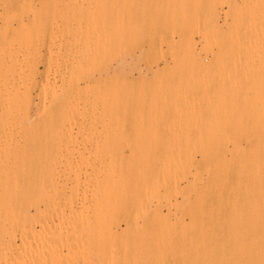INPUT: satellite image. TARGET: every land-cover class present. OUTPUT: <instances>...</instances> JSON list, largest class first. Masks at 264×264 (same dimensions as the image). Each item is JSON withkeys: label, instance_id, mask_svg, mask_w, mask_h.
Wrapping results in <instances>:
<instances>
[{"label": "bare ground", "instance_id": "6f19581e", "mask_svg": "<svg viewBox=\"0 0 264 264\" xmlns=\"http://www.w3.org/2000/svg\"><path fill=\"white\" fill-rule=\"evenodd\" d=\"M25 2L26 3H31V1L30 2L25 1ZM25 2L23 0V6H22L23 10L24 11L25 10L26 11H31L32 8L30 9V7L32 6V4H31V6L30 5L24 6V4L26 5ZM1 3H2V0H1ZM242 3H243L242 4L243 6H241L242 9L240 8L241 10L239 12L240 17H236V16H238V14L237 15L235 14L236 16H233L234 17L233 20H232V17H231V21H229L230 24H231V26H227L229 31H230L229 34H228V31H225V36L224 35L220 36L218 34L219 35L218 38L212 39L213 37H215L217 35L218 32H221V31H217V32H215L216 30L213 31V32L210 31L211 34L212 33H214V34L216 33L215 35L212 34V35H214L212 37V35L210 34V32L208 30H214L217 26L215 25L214 29L211 26L208 27V28L211 27L210 29H207V27L202 26V28L204 27V28L207 29V33L209 32V34L211 35V39H212V40L210 39L209 35H207V33L204 32V30H201L202 34L199 32L198 33L199 36L201 34V36H203L205 39L207 38V37H205V35H207L209 37L207 39V44H204L205 46H202L203 44H201L202 47H207L208 48L210 45L209 46H207V45L210 42V44H213L214 45L213 47H217L218 50L219 49H221V50L223 49V52H224V50L227 47L232 48V49L236 48V50L238 48H240L238 50L240 53H241V50L243 51L244 49H246V50H254V51L255 50H260V53H261V51L264 50V0H242ZM6 4H4V5H6ZM8 8H9V6H8ZM180 8L183 9L184 7H180ZM177 9H179V8H177ZM182 9L181 10L179 9L178 11L182 12V11H184L185 8L183 10ZM5 10H7V9H5ZM23 10H22V12H20L18 14V16H20V14H21V19L23 17L22 16L23 15ZM34 10H33V14L35 12ZM36 11H37V13L38 12L40 13V14L38 13V15H37L38 17H40L41 11H39L37 9H36ZM178 11L174 12L175 13L174 17H173L174 20H173V18H171V22L173 20L172 23H174V22L176 23V21L180 20L179 17L181 15L178 17V15H179V14H177ZM2 13L0 15H3ZM24 13H25V15L27 14L26 12H24ZM31 13H32V11H31ZM43 13L44 12H42V14ZM185 13H186V11H185ZM185 13L182 14V18L180 17L182 23H184V18H185L184 15H185ZM8 14L9 13H7V16H6V14L3 15V16H6V20H7L6 23H8V20L9 21H11L12 19L14 20L17 17L16 13L13 12V13H11L12 15H11L10 19L11 18L12 19L10 20V19H7L8 16H9ZM197 14H196V17H197ZM176 15H177V17H175ZM14 16H15V18H14ZM37 16L35 17V21H40L41 20L40 18H39L40 20H37L38 19ZM44 16H46V15H44ZM185 16L189 18V20H190L189 22L187 21V18H185L186 19L185 21H187L190 25L193 24V23L196 24V22H198L199 18L202 20V23H200L201 20H199V27L201 26V24L203 25V21H204L203 18H205V17L202 18V17L198 16L199 18H197V21L194 22V20L196 19L195 16H194V18L192 17L194 20H192L191 16H189V15H185ZM175 18H177V19L175 20ZM210 18H213V17H209V19L206 18L205 20L208 19L209 21L207 20L208 22L207 23L204 22V23L208 24L209 22H211ZM13 20H12V23H13ZM54 20L57 21L56 19H54ZM163 21H161V22L164 23V24H162V26H164V28L162 26L161 27L163 29H165L166 31H168L167 30V27H168V29L170 30L169 32H171L173 30L171 28H173V25H175V24H172V27L170 28V26H171L170 22H168V24H167V20H163ZM192 21H193V23H192ZM21 22H22L21 23V27L22 26L24 27L25 22H23V20H21ZM181 22H177L178 24L176 23L177 25H175V26L180 27V25H182ZM18 23H19V21H18ZM79 23L77 24V27L79 25L83 26L81 24V21ZM151 23H150V29H151L152 25L154 27L155 23H156L155 25L157 26L158 22H155V23L151 22ZM165 23L167 24V27H166ZM26 24L27 25H25V26H27L29 28V30H28L27 27L24 30H26V33L29 32L28 33L29 35L24 33L25 32L24 30L19 31L21 33L23 32L24 35L23 34H20V35H22L24 37V40H23L22 37L21 38L18 37L19 39H22V40L18 39L16 41V37L14 36V41L15 42L12 41L13 44L17 42V44H18L17 47H20V48L23 46L22 44H23V41L25 42V40L27 42H25L24 45L28 46L29 48H30V45H33L35 43L36 44L39 43V42H35V40L39 39L38 38L39 33H37L38 36H37V34H35V32H37L36 31L37 29H35V28H37L36 26H38L39 29H41V27L43 28V30L45 29L43 26L40 27V25H38V24H41L40 22H38L37 25H35L36 23L34 24L35 28L32 29L34 31L30 30V27H31L30 23H26ZM28 24H29V26H28ZM58 24H61V22L57 21L55 27L58 26ZM68 24H69V21L65 25L66 28L69 27ZM189 24L188 25H186V24L184 25L183 24V25L186 26V28H188ZM3 25H4V23H3ZM84 25L87 26V24H84ZM183 25H182V27H183ZM197 25H198V23H197ZM227 25H229V24H227ZM34 26L32 25V27H34ZM51 26L54 27V25H51ZM156 26L154 27L155 31L154 30H152V31L156 32V34H157L158 30H157ZM193 26H195V25H193ZM193 26H192V28H193ZM4 27H3V29H4ZM7 27H8V25H7ZM11 27L13 28L14 26L12 25ZM117 27H118V24H117ZM59 28L60 27L58 26L57 29H59ZM71 28H72V24H71ZM71 28L69 27L68 30H70L69 33L72 32V34L78 30L77 29L76 31H74ZM79 28H81V27H79ZM86 28H88V27H86ZM86 28H84V29L81 28V31L84 30L83 34H85L86 36H89V34L88 35L86 34V32H87ZM7 29L6 30L4 29L6 31V32L4 31L5 32V36H4L5 38L7 36V34H6L7 33ZM13 29H15V32H18V28L17 29L13 28ZM19 30H21V28ZM68 30L64 29V31H68ZM85 30H86V32H85ZM117 30H119V29H117ZM121 30H123V29H121ZM174 30H173V32L176 33V30L175 31ZM56 31L57 30H55L54 32H56ZM81 31H80L79 38L82 35ZM19 32H18V34H19ZM30 32L31 33L34 32L32 34H35V35L34 36L30 35L31 34ZM51 32H52V29L50 30V34H51ZM78 32H79V30L77 31V34H79ZM116 32H118V31H116ZM203 32L205 33V35H203L204 34ZM174 33H171V34L173 35ZM187 33L189 34L190 31L189 32L187 31ZM2 34H3V32H2ZM57 34L59 35L58 32H57ZM57 34H55V36H56L55 39H58V35ZM180 34L183 35L182 33H179L177 36H179ZM195 34H196L195 32H194V34L190 33L191 36H194ZM226 34H228V35H226ZM25 35L28 36L27 39L30 36H31L30 37L31 39L34 38V42L31 43L30 41H33V40L25 39ZM42 35H45V34L43 33ZM85 35H83V37ZM146 35L148 36V34H146ZM149 35L151 36L149 38H152V39L156 37V36L153 37L154 34L151 35V32L149 33ZM190 35L189 36L183 35L181 37L179 36L180 38L178 39V41H179L180 47L177 46V49H178L177 53L179 52V54H178V56L175 54V56H177V57H175V56L174 57L175 58L179 57L178 59H180L179 55H180L181 47H182V51H184L185 53L182 52L184 55L181 53V55H183V56H181V58L182 57L189 58V60L191 61L190 62L191 66L190 65L188 66L186 64L187 63L186 59H185L186 62H184V63H183V61H185L184 59H182L183 61L179 60V62L181 61V63H182V65H181V63H179L177 61V59L175 60V58L171 57V58L174 59V62L177 61L176 64L179 63L181 65V67L185 66L188 69L189 68L192 69V67L195 66L194 64H197V65L198 64H200V65L203 64L202 66H204V64L206 63L203 60V58H201L200 54L196 50L197 46H195L196 45V43H195L196 41H194V39H193L194 37H190ZM50 36L52 37V34ZM65 36H66V34H65ZM75 36L76 35L73 34V39L75 38ZM86 36L84 38H86ZM119 36L120 35H117V37L115 36L112 40H110V43H109L110 47H111V44L115 43L117 47L114 45L113 46L114 49H119L120 47L122 48L120 42L125 41L126 37L124 38V35H122L123 37H121V36L119 37ZM135 36H134V34L132 36V38L135 37L134 40L137 39V36L140 37V35H136V34H135ZM118 37L120 39H118ZM130 37H131V35L129 36V38ZM166 37H167V34H166ZM42 38L44 39L45 37H42ZM61 38H62V42H63L64 38L63 37H61ZM66 38H67V36H66ZM79 38L76 36L75 40L76 39L79 40ZM84 38H83V40H84ZM163 38H164L163 41H161V39H159V44L161 42L165 41L166 38L164 37V35H163ZM202 38H201V40H204ZM86 39H87V41H90V39L93 40L91 37H90V39L89 38H86ZM86 39L84 40V42L80 40L82 43L79 41L82 44L81 47H83L85 45V42H86V45H87ZM117 39L120 41L119 42L120 44L118 43ZM121 39H123V40L121 41ZM144 39H145V37H144ZM170 39L174 40V38H171V37H170ZM170 39H169V41H170ZM9 40L11 41L12 39L9 38ZM9 40H7V41L9 42ZM51 40L54 42L53 38ZM78 40H76L77 43H78ZM134 40H132V41H134ZM166 40L168 42V39H166ZM209 40L213 41V43L211 41H209ZM67 41H65L64 44H66L68 46ZM115 41H117V42H115ZM126 41H127V39H126ZM142 41L145 42V40H142ZM178 41H177V43L173 42L172 44H178ZM204 41H206V40H204ZM0 42H1V40H0ZM62 42H60V43H62ZM90 42H88V43L90 45H92V41H90ZM94 42H96V41H94ZM97 42L99 44V41H97ZM136 42H137V40H136ZM136 42L134 41V43H136ZM151 42H152V44H151ZM151 42L150 43L148 42L149 43L148 46H150V49H152V50L149 51L148 50L149 48H148L145 53H148V52H150L151 54L154 53L153 49H155L154 47H156L157 45L153 46L154 45L153 43H155V41L153 42V40H151ZM167 42H164V43L166 44ZM170 42H172V41H170ZM9 43H10V45H12L11 42H9ZM28 43L29 44L31 43V44L28 45ZM60 43H59V45H60ZM71 43H72V41H70V45H71ZM83 43H84V45H83ZM103 43L108 44L107 42H104V41H103ZM36 44H35L34 48L35 47L39 48L38 46H36ZM55 44L56 43H54V44L51 43V45L50 44H48V45H50V47L53 48L52 45L55 46ZM96 44L97 43H95V45L93 44V46L95 48L92 47V50H93V48H94V50L96 49ZM143 44H145V43H143ZM43 45H45L44 42H43ZM43 45H41V47H44ZM61 45H60V48L63 47V46L61 47ZM102 45H104V44H102ZM127 45H129V43ZM127 45H126V47H127ZM160 45H159V49H160ZM98 46L100 48L97 51V53H98L97 56H99V54H100L99 50H101V47H102L101 46V42H100L99 45H97V47ZM169 46H170V44H169ZM169 46L167 45L166 49H169ZM2 47L3 46H1V49H3ZM14 47L15 46L13 45V48ZM28 47L26 49L31 52V50H30L31 48L28 49ZM50 47H48V50H49ZM73 47H75V46H73ZM73 47H72V49H73ZM78 47H79V45H78ZM105 47H107V46L106 45L103 46V48H105ZM110 47H107V48L111 49ZM126 47H125V49H126ZM130 47H132V46H130ZM141 47H142V45H141ZM170 47H172V46H170ZM178 47L180 48V51H179ZM34 48H33V51L35 50L36 52H38L37 51L38 49L37 48L34 49ZM54 48H56V47H54ZM70 48H71V46H70ZM89 48H91V46ZM89 48L88 49L84 48V49H87V51L90 52ZM103 48H102V51H104ZM107 48H105V49L108 50ZM128 48H127V50H131L132 49V48L131 49L130 48L128 49ZM136 48H138V47H136ZM207 48L205 50H206V52L208 50V53L210 51V48L213 49L212 46L209 47L208 49ZM9 49H10L9 53H7L6 51L0 50V264H171V262L167 258L168 252L166 251V253H167L166 255L163 253L165 250H167V248L165 249V246H164V249L162 250V252L160 251V253L159 252L157 253L158 249H156V247H158V246L155 247V245L157 243H159L158 240L157 241H155V240L153 241L154 242V244H153L154 248L153 249L151 248V251L148 249V253L145 252L144 249H143V251H144L143 254L144 253L147 254V255L144 254L143 257L140 256L141 255L140 254L141 251L139 252V256H137L135 254H132V255L131 254H126L124 256L122 251H125L127 249V247H125V250H124L123 249L124 246L121 248L122 251H120V252H122V253L120 254L118 252V249H117L118 247L116 248V244H115V240H116L115 238L118 239L119 237L115 236L114 226L116 225V230H117L119 220L122 219V218H124V220H126L127 224H129V219H128L129 217L128 216L130 215V212L132 211V209L137 207V206L139 208L141 207L140 211H142V209L144 210V212H145V210H148V209L151 210V208H153V207H151V208H149V207H150L151 202H153L154 200H157V204H158V202L162 204V201L165 200L166 203H168L170 205V211L172 209L171 207L176 206L174 208H177V205L179 204V202L177 200L175 202H172V200H171L172 198H170V197H173V196H171V194L178 196V193L181 194V195L180 194L179 195L182 196L181 198H183L182 200H184V202H185L184 203L186 205L185 206L186 207L185 211L189 215V222H186V223L184 221H181V222L179 221L178 222V220L172 222L171 218L169 217L170 214L166 215V213L161 212L162 209H159L161 205L159 206V208L155 206V208L151 211V213H149L150 210H148V212H147L148 214H147V218H146V222H145L146 225L148 227L154 229V231H155L156 228H159V229H157L159 231V230H161L162 227H165L167 229V230H165V234L166 235H167L168 232H171L169 228L174 227V226H176V227L181 226L182 227V231L185 228L186 232H188L189 228L190 229L192 228V231L194 230L192 238H191V236L188 237L189 239L190 238L192 239V243L189 241V244L191 243V245H189L188 247L187 246H182V248L180 249L181 250V252H180L181 256L179 255L181 258L178 261H176V262L173 261V264H264V99H261L262 96H260V94H256L259 99L257 98V99L254 100L253 97L256 96V95H254L252 97V100H250L251 98H246L245 100L243 99V102L241 101L242 102L241 105H244L243 106L244 107L243 108V112H242L243 113L242 114L243 118H241L242 120H241V124H240L242 129L239 127L241 129V131H239V132L234 129L233 133L230 135V137H231L230 141H232V143H233V149H232L231 154H230V155H232L231 159H229L230 157H227L228 158V160H227L224 148L217 147V146L215 147V143H214L215 141L212 142V143H214V146L212 144H210V142H207V143L210 144V145L208 144L209 146L205 145V142H203L204 145H202L203 144L202 141H206L207 140L206 137L208 136V133L204 132V131H209L211 133V131H212L213 127H214V124H213V127L211 126L212 128L209 127L213 123V121H212V123H209L212 120V119H209V121H208V123H209L208 125L209 126L208 127L211 128V130L206 126L205 130L203 131L204 128H201V126H203V125H201L202 123L199 121L201 117L196 116V114H197L198 108H201L202 104L204 103V101L206 102L205 99L207 98V100H208L209 97H205L204 98L203 94H202L203 97H202V95H200L204 99V101H203V99H202L203 103H202V101H199V104H200V102L202 104H201V107H197V105L199 106V104H197L198 100L196 101V98H194V96H192V95L195 94L194 90H195L196 86L197 85L201 86L198 83H196L197 80L199 81V79L202 78V76H204V75L207 76L209 74V73L206 72L207 68H208V70L211 68L210 71L213 70V68L211 66L210 67L204 66L205 68H204L203 72H205V74L204 75L199 74L201 77L198 76V78H196L197 75H198V73H197L198 71H196L197 75H195V69L193 68L194 69V71H193L194 74L193 73L192 74L194 75V77H193V75L191 77L189 76L190 79L188 77H186V76H187V73L189 71H191V70L189 69V71H188V69H187V70L184 71V69H182V72L184 71L186 73V74H183L185 76L182 77V78H184V81L185 80L187 81V78L190 81L191 78L193 77V80L191 82L192 83L194 82V84H192L190 82H186L184 84L182 78L178 79V78L181 77V74H182L180 68L175 69L172 66L171 67L172 69L169 70V66H170V64H169V66H166L167 67V69H166L167 72L168 71L171 72L173 69H175V71L178 70V74H179V72H181L180 73V77L177 78L178 81L182 80L180 82L177 81V83H178L177 85H179V84L181 85L182 84L180 86L181 87L180 88L181 92L183 90L182 89L183 84L185 86L184 90H188V88H189V86H191V84H192L191 87H193V85H195V84H197V85L194 86V89L192 88L193 89L192 92L190 90L191 93H189V91L188 92L185 91L187 93L186 95H184L182 93L183 97L185 96L184 99H182V97L179 95V93H181V92H179V90H177L179 87L176 89L179 92L177 94L175 93L176 97L172 96L173 93H170L171 95H169V96H167V94L164 93L166 98H164V99L161 98L162 99L161 100V104L162 105H160V107H162L163 109H165L164 107H167V109L170 111V108L173 106V109H171V110L173 111V113L175 111H177L180 114V117H181V114H182L181 118H183V116H184V117H189V119L190 118L192 119V117H193V121L196 120L195 118H198L199 120H196L195 122H193L191 119L190 120L192 121V124L193 123H197V121H198V124L200 123L201 126L199 125L200 127L197 126V128H198V130L200 128L201 131L204 132L203 133L204 135L207 134L206 137L203 138L202 136H197V134H195V133L192 134L191 131H193V130H190V133H187V131L189 130V126L190 125L187 126L188 129H187V127L183 126L184 129L185 128L187 129V131L185 129V132H184V130H182L183 128L180 129V127H178L179 128L178 129V133L179 132L182 133V135L179 133L178 136L181 135V137H183L184 139H183V141H178L179 143L181 142V144L173 145L172 141L174 139H178L179 138V137L177 138L176 129H177V126L179 125L178 123L181 122V121H179L181 118L177 115L179 117V119H177L178 123H177V121H176V124L174 123V126L176 127V129L173 130V131H175L174 133L176 135V138H174L175 135H173L174 134L173 133L172 134L173 135V138H172L173 140L170 141L172 145L166 144L168 146H165L163 148H154V146L156 145V141H154V145L151 143V145L153 146L152 147L153 149H149V150L147 149V151L145 152V150H144V148H146L145 146L146 145L148 146V144L150 143V141L152 139V136H154V135L157 136V133H158L157 130H155V129H157L156 126H158V125H156V126L153 125L154 127H156L154 129L151 128V130H155L156 131V134H155V132H153L154 134L152 133L153 135L149 132V131H151L149 126H152L153 123L156 124L155 120L157 119V117H155L156 119H154L153 114H155V112L160 111L159 108H158L159 106H157L156 103L158 102L157 97H160V96L162 97L163 93L161 95H157L156 96L155 95L156 92L154 93V92L151 91L152 94L154 93V95H155V98H154L153 95H152L153 97L151 96L152 97L151 98L150 96H147V97H146V95L143 96L145 91L142 89L144 91L143 95L141 94L142 92H140V91L139 92H140V94L143 97L141 95H139V93H137V96L138 95L139 96L134 98V99L139 98V100L141 99L142 101H145L144 97H146V98L150 97V99L152 101L155 99L153 102L151 101V104H155V106H157L156 109H154L153 105H152V108L154 110L152 111L151 110L152 108H149L147 111L148 112L152 111V112L151 113L146 112L147 114H149V117H148V115H146V118L148 117L146 120L149 119V121H150L151 118H153L152 120L154 122L152 123L150 121V124L148 125V127L145 128V125H144V122H143V120H144L143 115L144 114L142 116L139 115L140 117L143 118V120H141V118H138V120L133 119L134 117L132 116L131 113H130V116H127V115L126 116H127L128 119L131 116L133 117L131 122L136 121L137 124H139V123L142 124V125H140V124L137 125V126H139V128L143 127V128H141L142 130L139 129V128L136 129L137 126H135V130H138V131L134 132L135 134H137V132H139L140 130L143 131L145 129L146 130V136L149 135V134H150V136L152 135L151 139L147 138V139H150V140L147 141V139H145V142L143 141V142L140 143L142 145L143 143L147 142L148 144L147 143H146V145L144 144V147L141 146V145L137 146L138 147L137 149L141 152V155L143 153L142 149L145 152V154L142 155L143 157L141 156L143 158V160H141L142 158L139 156L140 161H138V162H136L137 159H135L136 161H134V162H129L131 160L127 159L128 163L127 164H123L122 162H124V160L120 161L121 160L120 159L119 160L120 163H118L117 155H119V154H117L118 153L117 148L118 147L120 148L121 146L117 144L119 142H117V143L114 142L115 139L113 138V135H112L111 145L114 143L113 144L114 147L109 145L110 142L108 140L111 139V136L108 134L109 136L107 135V138L108 137L109 138H108V140L106 139L105 141L109 142L108 143L109 146H107L105 148L106 151H105L104 155H106V152H107V155L105 156V158H109V160H105V158L102 157V156H101L102 158L98 157V156L101 155V152L103 151L102 146H104V144L101 146L102 151L100 149L101 152H99L98 150H99L100 147L98 148L97 146L98 145L100 146V144H98V142H96L94 152L96 150L97 153H94L92 151V154L94 153L93 154L94 155L93 159L95 161L90 162V160H88V158L93 156L90 153V151L92 149L91 145H90L89 148L87 146H84V147L81 146L84 149H82V148L78 149V148L74 147V145L71 148L70 146H68L69 143H70L69 140H67V142H69L68 145L66 144L65 146H63V142L59 139L62 142L61 143L59 140H57V138L63 137V134H61L62 136L61 135L59 136V134H60V132L64 133V130H63L64 128H67V129L69 128L68 130L71 131L72 127H75V126L77 127L78 125H76L77 124L76 122H75L76 124L74 123L75 126H71V129H70L69 125H71L76 120L79 123L80 120H78V117L80 115L83 116V114H86L88 116L87 113L90 112V111H94L95 109H96L95 112L96 111L98 112L97 109L100 107V106H98L100 104H102L101 108H103L101 110H104V109L106 110V108H107L106 105L107 104L104 103V101L106 102L108 100H107V98H106V100H104L105 95H103V94H102L103 95L102 98L104 97L103 98L104 101L101 100L102 99L100 97L101 93L100 94L98 93L99 90H100V89L98 90V87L100 88L101 85H105L107 82L99 84L100 81H103V80H101L100 77L95 78L93 75L85 74V72L87 73V71L90 72V70L88 68H86L88 70H85V71L81 70V71L78 72V70L82 69V68H80V67H82V65H81L82 63H80V66L77 65V64H75V65L72 64L73 66H75V67L77 66V67L80 68L79 69V68L76 67V69H75L78 72V74H77L78 76L80 75L79 73H83V71H84L85 75L82 74V76H83L82 79L86 83L85 86H81V85H77L76 84L75 88H73L75 93L77 92V94H78L79 92H82V91L85 92V90H87V88H90V87L94 86L93 88L88 89L87 91H90L91 95H92V92H93V98H95V96L97 95L96 96V101L98 99H100V101L98 100V102H96V104H95L94 103L95 99L94 100L90 99V100H88L89 102L87 101V103H85L86 99L84 98L85 99V100L83 99L84 100V105H82V106L81 105H76L75 101L79 100V99H76L75 94L72 93L73 98H70V99H74L75 98L76 100L74 101L75 105H73V102L71 103V100L69 99L70 104L66 105V106L70 105L71 110L69 109L70 110L69 113H67V112H58V113H56L54 111H51V112H48V114L49 113L50 114L49 115L47 114L48 117L42 123H40V124L36 123V124L28 125V122H29L28 119H29L31 111H32L31 107H32V101L33 100H32V98L30 96L31 94L30 95H26V98L23 95V97L25 99L22 98L23 99L22 101L19 100V99H21V97H19L21 95V94H19V92H20L19 91V89H20L19 86L20 87H24V85H26L25 87L27 89L24 87V90H29L30 93L32 92L30 90L31 87H33L32 86V81H34L37 77L35 79H33L36 75L34 76V74L31 73V70L34 69V71H35V69L37 68L35 65L39 66L38 65L39 63H37V61H38L37 60L36 61L37 64L34 63V62L30 64L29 63L30 61L27 60V61H29L28 63H29L30 66L33 64L36 68H30L31 69L30 70L28 68L29 65L25 66L26 68H22L21 66L24 63H21V62L25 61L27 63L26 59L24 60L23 57L27 58V56L30 55V54H28V53L26 54L25 52H23L25 54L20 53V51L18 52V49L14 50L13 52H11L12 48L9 47ZM14 49H16V47ZM41 49H43V48H41ZM114 49H112L111 51L113 53H115V54H118V55L120 54V56H121L120 49L118 51H116ZM166 49H164V51H162V52H164V55H165ZM177 49L174 48L175 51ZM21 50H22V48H21ZM76 50H77V48H76ZM76 50H74V51H76ZM94 50L91 53H88L86 51V53H88V55H83V57L81 55L82 60H83V58H87L85 56L90 57L88 59V61H87L89 63V65H90V61H92L93 58L96 57V59H98L96 55H93L92 56L93 58H91L92 53L95 54ZM203 50H204V48L202 49V51ZM218 50H216V52L219 53ZM233 50H234V52H237L235 49H233ZM233 50H232V53H233ZM16 51H17V54L20 53L23 56L22 57L23 61H21V62L19 61L20 62V66L19 67L21 68V70H25V69L28 68L29 73L32 74L31 75L32 76L31 79H33V80H31V82L27 80L28 81L27 83L30 82L31 86L27 85L26 81L24 80L26 75L28 76L29 73L26 72L24 74L25 76L22 75L23 76V80L20 78L21 76L18 75V73H23V71L21 72V70H19L20 71L19 72V71L16 70L17 69L16 66L19 64V62H18V64H16V62H15V61L18 60L19 57L17 59H14V55H16V53L14 54V52H16ZM52 51H50L51 54L49 55V58H51V59H48L50 61V63L48 61L49 65H51V60H53V63H54V59H53L54 57L52 58V56H51L53 54ZM55 51H57V50H55ZM71 51H73V50H71ZM80 51H82V48L80 49ZM80 51L78 52V54H82L83 52H85L83 50L82 53H80ZM199 51H200V53H202L201 48H200ZM227 51H228V49H227ZM227 51H226V53H230V52H227ZM254 51H252V52L255 53ZM58 52H62V50L60 51V49H59ZM65 52H66V50H65ZM130 52L134 53L135 50L132 49ZM157 52H158V50H157ZM162 52H160V53H162ZM170 52H174V51L170 50ZM204 52L205 51H203V53ZM69 53H70V51H68V54ZM106 53L107 52H105V53L101 52L102 59L99 56L100 58L98 60H96V61L99 62L100 64H101V62H102V64L104 63L102 66L107 68V66L110 63L109 61H111V60H109V58L107 57L108 53L107 54ZM122 53H124L123 49H122ZM126 53H128V52H126ZM126 53H125V55H126ZM70 54L72 55V59L76 60V58L78 57V54H76L75 52L73 54L72 53H70ZM104 54H105V56H103ZM32 55L34 56L35 53L32 54ZM38 55L42 56V54L41 53L39 54V52H38ZM55 55H57V53H55ZM114 55H112V53H111L110 56H114ZM125 55H124V57H125ZM157 55L159 57H161V55H159V54H157ZM164 55H162V57ZM69 56L70 55H68L67 59L70 58ZM130 56H132V55H130ZM205 56H206V53H205ZM148 57L149 56H147L146 58H148ZM35 58H37V57L34 56V59ZM42 58H43V56H42ZM65 58H62V59H65ZM206 58H207V56H206ZM58 59H59V57H58ZM58 59H56V60L58 61ZM100 59L102 61H99ZM115 59H117V57H115ZM115 59H112V60L116 61ZM133 59H135V58H133ZM13 60H14L13 66H14V64H16V65L14 66V69H12V66H11L9 68L10 72H8L9 62L13 61ZM75 60H74V63H75ZM79 60H81V58H79ZM85 60H87V59H85ZM85 60H84V62L86 63ZM104 60L105 61L107 60L106 63H105ZM212 60L214 61V57H213ZM32 61H35V60H32ZM40 61H42V59L39 60V62ZM57 61H56L55 65L58 66ZM77 61L78 60H76V63L79 64V62H77ZM70 62H71V60H70ZM94 62H92V64ZM107 62H108V65H107ZM128 62H130V60L127 61L126 63H128ZM72 63H73V60H72ZM27 64H24V65H27ZM131 64L132 65H131L130 68L132 69V66H133L132 71H134L136 66H134L133 62H131ZM179 64L177 65V67H179ZM55 65L53 64V66H55ZM89 65L86 63V67L89 66ZM136 65H138V64H136ZM207 65H210L209 62H208ZM60 66H61V64H60ZM83 66L85 67V65H83ZM118 66H120V65H118ZM202 66L198 65L199 68H202ZM49 67H48V69H49ZM92 67H91V65L89 66V68H92ZM97 67H99V66H97ZM94 68L95 67H93V69ZM50 69L52 70L51 67H50ZM50 69L46 73L47 77H48V74L50 72ZM66 69H65V71H66ZM93 69H91L92 72H93ZM97 69H99V68H97ZM107 69H109V68H107ZM124 69H122L123 71L122 70L121 71L124 72ZM164 69H165V67H164ZM13 70H14V73H12L11 75L8 74V73H11V71H13ZM55 70H56V68H54V71ZM59 70H60V67H59ZM75 70L72 68V71H70V74H72L73 71H75ZM100 70L102 72L104 69L100 68ZM67 71H69V69ZM94 71L95 72H93V73L95 74L96 70L94 69ZM125 71H127V70L125 69ZM175 71L173 70L174 73H175ZM15 72H17V75L19 76L18 79L22 80L23 84H24V85L22 84V86H21L20 83H18V82H20V80H17V84H19L18 89H17V86L16 87H12L13 86L12 84L15 83V82L12 83V80L16 81ZM56 72H57V70H56ZM92 72H90V73H92ZM97 72H98V70H97ZM101 72L99 71L98 74L101 73ZM104 72H105V70H104ZM57 73H55V75ZM168 73L166 74V76L168 75ZM174 73L171 72L169 76L164 77V78L169 79L170 76L173 77V75H171V74H174ZM190 73L191 72H189V74ZM178 74L175 73L174 77L176 78V76H179ZM210 74H214V73L211 72ZM74 75H76V74L74 73ZM69 76H70L69 79H71L72 76L71 75H69ZM206 76H205V78H203L204 80L203 79L200 80V81L203 80V82L205 81V83H203L204 86L201 83L203 87H201V88H199V90L197 89L195 91H200V89H202V88L205 89V85L207 87V83L211 80V78L213 76H211V77L210 76L206 77ZM50 77H52V76H50ZM62 77L64 78V81H65V76L62 75ZM160 77L162 78V76H160ZM160 77H159V79H160ZM174 77H173L172 80L175 81L176 79H174ZM208 77H210L209 78L210 80L208 79ZM53 78H54V75H53ZM75 78L73 77L71 80H73V79L75 80ZM77 78H79V77H77ZM124 78L125 77H123V80H125ZM164 78H162V80H159V81L157 80L158 81L157 83H159V82L161 84L163 83L162 84V86H163L164 83H165V81H164L165 79ZM194 78L196 79V81H194L195 80ZM56 79H59V78H56ZM82 79H81V75H80V80L78 79L79 83H80V81H82ZM105 79H107V78H105ZM129 79H131V78H129ZM207 79L209 81L206 83ZM213 79L214 78H212V81H214ZM47 80H48V78H47ZM71 80H69V83L70 82L73 83L74 80L73 81H71ZM111 80H113V79L111 78ZM24 81H25V83H24ZM50 81H51V79H50ZM161 81H163V82H161ZM212 81L209 82L208 87L210 86V83L212 85ZM52 82H54L53 83L54 85L56 84L54 80ZM91 82L93 83L92 84L93 86L91 85ZM46 83H48V82H46V80H45V85H47ZM76 83H78V82H76ZM157 83H156V85L158 87H161L160 84L158 85ZM169 83H171V82L168 81L165 85L168 84L167 86L168 87L170 86V88H169L170 90H173L174 92H177V91H175L174 88L173 89L171 88V86L172 87L175 86V88H176V85H169ZM188 83H190V84L187 85ZM74 84H72V87H74ZM109 85H112V84H109ZM122 85H124V84H122ZM156 85L153 84L152 85L153 88L156 87L155 88L156 90H160L161 91V89H163L162 92L165 91L164 89H165L166 86L165 87L163 86L164 88L161 87V89L160 88L157 89L158 87ZM48 86L50 87V85H48ZM144 86H146V84H144ZM184 86H183V88H184ZM69 87L70 86H67V89L71 88V90L73 92L72 87H70V88ZM107 87H109V86H107ZM129 87H130V85H129ZM186 87H188V88H186ZM191 87L189 89H191ZM14 88H16V90H18L17 93L19 94V96L15 92L16 90ZM42 88L45 89V86L42 87ZM52 88L54 89L53 86H51V89ZM61 88L62 87H60L59 89L62 90ZM57 89L55 88L56 91H57ZM59 89H58V91H59ZM111 89H112V87H111ZM206 89H205V91L208 90L209 92L207 93V92H205L203 90L205 95L207 93L209 96H211L209 94L210 90L209 89L206 90ZM40 90H41V88H40ZM55 90H53V92ZM96 90H97V94H94ZM116 90H118L117 87L115 88V93H117ZM184 90H183V92H184ZM29 91H27V92L29 93ZM58 91L56 92V96L54 95L55 92L54 93L52 92L53 95H54L53 97L55 99H56V97L61 96V94H62L61 97H63V98H64V96H63L64 93H65V95L68 94L66 92L67 90L66 91L62 90L61 92H58ZM123 92L125 94V92H128V91H123ZM165 92H168V91L166 90ZM42 93H43V91H42ZM133 93H134V91H133ZM148 93H149V91H148ZM159 93L160 92L158 91V94ZM40 94H38V96H40ZM50 94H51V92H50ZM81 94H85L87 96L88 93L87 94L86 93H81ZM107 94L110 95V92L107 93ZM111 94H114V93H111ZM190 94H191V96L193 98L190 96ZM213 94H214V92H213ZM47 95H49V92H48ZM51 95H50V97H52ZM80 95H78V96L82 97V95L81 96ZM85 95H84V97H86ZM177 95H179V97L181 99L178 98L179 100H177V99L174 100L175 98H177ZM195 95H198V93L195 94ZM261 95H263V93ZM16 96H18L19 99L18 98L17 99L19 101H21L20 103H18V101L16 100ZM32 96H35V95H32ZM43 96H44V93H43ZM110 96H112V95H110ZM170 96L172 98H171V100H168L169 98H167V97H170ZM200 96L199 97L196 96L197 99L200 98ZM113 97L115 98V95ZM113 97L111 99V104L109 102L108 105L110 104V106H111L110 108H112L113 110H115L114 107H116V111H117V106H119L118 105L119 103L117 104L116 102L119 100V98H118L117 101H115V100H113L114 99ZM211 97H210V99H211ZM109 98H111V97H108V99ZM46 99H44L42 97L43 101H41V99H39V100L41 102H45L44 100H46ZM55 99L53 101L54 103H55ZM88 99H89V97H88ZM156 99H157V102H155ZM213 99H214V96L212 98V101L211 100L210 101L214 103ZM50 100H51V98H50ZM80 100H81V98H80ZM132 100H133V98L131 99V101ZM139 100L138 99L136 100L137 107H138V104H140V102H141V100L140 101ZM90 101H94L93 102L94 104L91 103ZM101 101H103V102H101ZM210 101H209V103H210ZM132 102L134 103V100ZM35 103H38V102L35 101ZM133 103H131L132 104L131 107L134 108ZM174 103L177 104V106L175 105L176 107H174ZM55 104H57V103H55ZM115 104H117V105H115ZM208 104H205V105L208 106ZM41 105H42V103H41ZM41 105H40V107L42 108L43 105L42 106ZM141 105L142 104H140V106ZM143 105H144V103H143ZM167 105H169V106H167ZM33 106L35 107V105H33ZM48 106H49V104H48ZM51 106H53V104ZM72 106H73V108H72ZM97 106H98V108H97ZM212 106L209 105V108L206 107L207 111H209V109L211 111ZM215 106H213V107L215 108ZM63 107H65V106H63ZM137 107H135V108H137ZM148 107H151V106L148 104ZM168 107H170V108H168ZM49 108H47V109H49ZM67 108L68 107H66V109ZM157 108H158V111H157ZM203 108L199 112H203L204 111ZM237 108H235V109H237ZM64 109L65 108H63V110ZM63 110H61V111H63ZM101 110H99V112ZM162 110H161V112H164V110L163 111ZM214 110H217L216 114H218V109L215 108ZM238 110H240V109H238ZM40 111H42V110H40ZM136 111H137V109H136ZM143 111L144 110L141 108L139 110V114L140 113L141 114L144 113ZM210 111L208 112L209 116H210V114H215V112L214 113H212V112L210 113ZM212 111H213V109H212ZM95 112L93 113L94 116H96ZM106 112L104 113V111H103V112H100V114L103 113V115L104 114L106 115ZM110 112H112V111L110 110ZM238 112L239 111H237V113ZM39 113L40 112H38V114ZM135 113H134V115H135ZM165 113H166V111H165ZM168 113H170V112H168ZM173 113H172V116H173ZM204 113L207 114V112H204ZM100 114H98V115H100ZM108 114H111V113H108ZM123 114H127V112L125 113L124 110H123ZM174 114L176 115V113H174ZM41 115H44V114L42 113ZM137 115H138V111H137L136 116ZM82 116H80V118L83 120L84 116L83 117ZM91 116H93V115L91 114ZM109 116H107V119L108 120L110 119V121H112ZM112 116H113V114H112ZM162 116H164V118H165V115H162V113H161V115L159 117L162 118ZM200 116H202V115L200 114ZM209 116H208V118H209ZM34 117H35V115H34ZM103 117L100 116L99 118H103ZM116 117H118V116H116ZM176 117H174V119H173L174 121L176 120ZM214 117H216V116H213V118ZM135 118H137V117H135ZM211 118H212V116H211ZM216 118H214V120L217 121ZM84 119H86V117H84ZM90 119L92 121L95 118L94 119L90 118ZM96 119H97V117H96ZM185 119H183V120H185L187 122L184 121L183 125H185V123H188V121H189V120H187L188 118H185ZM238 119H240V118H238ZM116 120H117V123H118L119 119L116 118ZM140 120H141V122H140ZM162 120L160 119V121H162ZM202 120L203 119H201V121ZM205 120L206 119L204 118V121H202V122H205V125H206L207 122ZM96 121L97 120H95V122ZM137 121H139V122H137ZM86 122H88V120ZM114 122H115V120H114ZM146 122H148V121H146ZM163 122H165V121H162V125H164ZM171 122H169V123H171ZM235 122H233L232 125H234ZM89 123H90V121H89ZM93 123L94 122L92 121V123L89 124L90 127L93 126ZM134 123L135 122H133V127H134ZM182 123H180V124L182 125ZM214 123H216L215 126L217 125L216 127H218L217 122H214ZM97 124H98V126L99 125L101 126L100 123H97ZM108 124H114V123L109 122ZM80 125H79V127H80ZM82 125L84 127V125H86V124L83 123ZM89 125H88V127H89ZM117 125H119V124H117ZM169 125H164L166 127H164V126L163 127L166 129V128H168ZM67 126H69V127H67ZM103 126H106V124L102 123V127ZM234 126H236V125H234ZM97 127L96 128L94 127V128L98 129ZM118 127H120V125ZM172 127H173V124H172ZM172 127H170V128L172 129ZM194 127L196 128V125ZM194 127H193V129H194ZM216 127H214V128H216ZM237 127H238V125H237ZM121 128H123V127H121ZM101 129H104V127L101 128ZM107 129H108V126L105 127V130H107ZM110 129H112V127H110ZM120 129L117 128V130H120ZM61 130H63V131H61ZM88 130H89V128H88ZM117 130H116V132H117ZM195 130H197V129H195ZM81 131H82V129H81ZM98 131H96V132H98ZM113 131H114V129H113ZM121 131H119L118 133H116L114 131L116 133L117 137H118V135H119V133ZM218 131H219V129H218ZM65 132H66V130H65ZM72 132H73V130H72ZM77 132H76V134H77ZM83 132H87V131L83 130ZM102 132L103 131H101V133ZM131 132H133V131H131ZM196 132H200V131H196ZM212 132H214L216 134L215 135L213 133L212 135L215 136V138H217V129H216V132H215L214 129H213ZM67 133L68 132L65 133L66 137H67ZM91 133H92V130H91ZM101 133H100V137H101ZM115 133H114V135H115ZM139 133H140L139 135H141V132H139ZM220 133L221 132L219 131V134ZM81 134L82 133H80V135ZM86 134H89V132H87ZM200 134L201 133H199V135ZM203 134H201V135H203ZM219 134H218V137L221 136V134L220 135ZM70 135L71 134H69V136ZM72 135H71V138H72ZM83 135L84 134H82V136ZM95 135H96V133H95ZM74 136H76V135H74ZM91 136H92V134H91ZM143 136H145V135H143ZM156 136H155V138H157ZM84 137L85 138L81 137L84 140L80 139L79 141H84L85 142L86 136L84 135ZM88 137H89V135H88ZM92 137H89L87 139L88 143L90 142V140H91L90 138H92ZM158 137H159V135H158ZM181 137L179 138V140H182ZM199 137H200V139L203 138V140L199 141L200 140ZM71 138L69 137L70 140H71ZM240 138L244 139L245 146H242ZM100 139L101 138H99V140ZM118 139H120V138H118ZM118 139L116 141H118ZM142 139H143V137H142ZM74 140L75 139L71 140L72 142L70 143V145L73 144V143H75V145L78 144ZM77 140H78V138H77ZM96 140H97V138H96ZM212 140H214L213 137H212ZM58 141L61 143V145L58 144ZM92 141L94 142L93 139H92ZM92 141L90 143H92ZM198 141L200 142V145L198 144L199 143ZM67 142L64 141V144L67 143ZM87 142L84 143V144L82 142V145L88 144ZM104 142L102 141L101 144L104 143ZM157 142H159V141H157ZM174 142H176V144H177V140L176 141L174 140ZM218 142L221 143V141H217V143ZM115 143H116V145H115ZM129 143H131V142H129ZM220 143H218V144H220ZM105 144H106V142H105ZM158 144H160V143H158ZM109 147H111L112 152L109 150L110 149ZM130 149L134 150V147L133 148L130 147ZM88 150H90V151H88ZM132 150L130 152H132ZM138 150L137 151L135 150L136 153H139ZM123 151H124V149H123ZM87 152H88V154L89 153L91 154L90 157L87 155ZM98 153L100 155H97ZM199 153L201 154L202 159L204 161L203 169L206 170L207 173L204 170L203 171L206 174H208L207 175L208 182L206 183V187L204 188V190L202 192L198 191V188H200L201 186L197 187L199 185L198 183L201 182V180H199V176H201L200 173H202L201 171H199V162H197V154H199ZM130 154L128 155L126 153V155H128L127 156L128 158H131V156H133L132 155L133 152L130 153ZM96 156L98 158H96ZM121 157L122 156H120V158ZM124 159H126V156H125ZM205 178H206V176H205ZM198 180L200 182H198ZM182 181L186 182L185 186H181V182ZM204 181H207V180H204ZM238 189H242L241 197L235 192ZM232 192L235 193V194L232 195ZM174 193H176V194H174ZM62 197H65V201H64L65 204L61 203L63 201L61 199ZM161 198H163V199H161ZM174 198L177 199L176 196ZM239 198H241L242 202H243V203H241V207H242L240 209L241 211L237 213V212H235V210H232L233 209L232 208L229 211V213H230V215H234V214L240 215L241 219H239V220H236L234 218L231 219L229 221V223L227 224L228 226L224 229L223 226L220 225V222H221L220 215L222 213H225V212H228V211H224L223 208L225 206H228V205L232 206V207H235L236 201ZM78 200H81V204L80 205H76ZM87 200L89 201L88 204H87ZM160 200H162V201H160ZM182 203H183V201H182ZM165 204H163V205H165ZM179 207L181 208V206H179ZM139 208L138 209L136 208V210H139ZM161 208H163V207H161ZM182 209H183V207H182ZM175 212L176 211H174V213ZM177 212H178V210H177ZM142 213H143V211H142ZM181 213H182V211H181ZM137 214H138V212L134 216L135 217L137 216V220H138V217H139V215L141 213L139 215H137ZM171 214H172V212H171ZM185 215H184V218H187V217H185ZM216 215H219V217L216 216ZM176 216L177 215H175V217ZM172 219H173V217H172ZM134 220H136V218ZM225 220H226V218H225ZM138 221H136V222H138ZM238 222H243L244 224L242 226H240V225L237 224ZM120 224H119V226H120ZM137 224H139V222ZM186 227H189L188 230H186ZM137 228L139 229V227H137ZM145 230H147V229H145ZM171 230H172V228H171ZM166 231H168V232H166ZM185 231H183V233H182L183 235H184ZM192 231L190 230V232H192ZM124 232H125V230L123 232H121V233L123 234ZM131 232H132V230H131ZM161 232L162 231H160V233ZM190 232H188V233H190ZM122 234H121V237H122ZM133 234L134 233L132 232L131 235L133 236ZM155 234H156V231H155ZM155 234H152V236H155ZM162 234H163V232H162ZM177 234L178 233H175V235H177ZM136 235H138V234L136 233ZM156 235H158V236L157 237L155 236V238L158 239L160 234H156ZM183 235H182L181 239H184ZM186 235H185V238L187 239ZM123 236H125V234ZM148 237L150 238L151 236H148ZM170 237L169 238L172 239L173 236H170ZM122 239L123 238H121V240ZM125 239H123L124 241H121L124 245L126 244V243H124ZM161 239L162 240H160V241H163V236L161 237ZM178 239H179V237H178ZM186 241H184V243ZM145 242L147 243V241H145ZM145 242L143 241L144 244H145ZM150 242H151V240H150ZM155 242H157V243H155ZM122 243H120V244L122 245ZM161 243H163V242H161ZM166 243H164V245H168V242H166ZM184 243L182 242L183 245H184ZM133 244L134 243H132V245ZM169 244H170V246L172 245L171 244V240H169ZM132 245H131V247H132ZM142 246L144 248V245H142ZM177 247H178V244H177ZM146 249H147V247L145 248V250ZM134 250L136 251V250H139V249H137V247H135ZM135 251H134V253H135ZM170 252H173V251L170 250ZM174 253H175V249H174ZM170 255H171V253H170ZM171 256L173 258V255H171Z\"/></svg>", "mask_w": 264, "mask_h": 264}, {"label": "rangeland", "instance_id": "374dc122", "mask_svg": "<svg viewBox=\"0 0 264 264\" xmlns=\"http://www.w3.org/2000/svg\"><path fill=\"white\" fill-rule=\"evenodd\" d=\"M25 1H27V2H30L31 1V3H26ZM4 2V3H3ZM24 2L26 3V5L24 4V6H28V5H30L31 6V4H32V6L30 7V9H31V11H32V13H31V11H24L23 10V0H2V3H1V0H0V14L2 13L3 15H5L6 14V16H7V13H9L8 15V18L7 19H10V17H11V13H13V12H15L16 13V18H15V16H14V20H13V23H12V20L11 21H9L8 20V23H6L7 22V20H6V16H3V15H0V40H1V42H0V50H3V51H6L7 53H9L10 52V49H9V47H11L12 49V51L11 52H13L14 50H17L18 49V52L20 51V53H23V52H25L26 54L28 53V54H30V55H28L27 56V58H24L23 56H22V54H20V53H18L17 54V51L16 52H14V54L16 53V55H14V59H17L18 57L20 58H18V60L17 61H15L16 62V64H18V62L20 61H23V59L25 60L26 59V61L27 60H29V61H27V63L29 62L30 64L31 63H36V61H37V63H39L38 65L39 66H37V65H29V63L27 64L25 61H23V62H21V63H24V64H27V65H24V64H22V68H26L25 66H28V68L30 69V68H36L35 69V71H34V69H30L31 70V73L32 74H34V78L33 79H35L36 77V79L34 80V81H32V86L33 87H31V93H30V91L29 90H24V87L26 86V85H24L23 84V76L22 75H24L26 72L27 73H29V70H28V68L27 69H25V70H21V68L19 67L20 66V62H19V64L16 66V70L17 71H19V70H21V72L23 71V73H18V75L19 76H21L20 78L22 79V80H20V79H18L19 78V76L17 75V72H15V79H16V81H14V80H12V83L13 82H15L14 84H12L13 86L12 87H16L17 86V89H18V86H19V84H17V80H20V82H18V83H20V85L22 86V84L24 85V87H20L19 86V88L21 89H19V94H21L20 96H19V94L17 93L18 92V90H16V88H14L15 90V92L18 94V96L19 97H21V99H19L18 98V96H16V100L18 101V103H20L23 99L22 98H24L23 97V95L25 96V98H26V95H30L31 96V98H32V107H31V114H30V117H29V119H28V125H31V124H36V123H38V124H40V123H42L47 117H48V115L50 114H48V112H51V111H54V112H56V113H58V112H67V113H69V111L71 110V108H70V105L69 106H66V105H68V104H70V101H69V99L70 98H73V95H72V93L73 94H75V96H76V99H79V100H76L75 98L74 99H70L71 100V103L73 102V105H84V100L86 99V101H85V103H87V101L88 100H94V101H90L91 103H95L96 104V102H98V100L100 101V99H98L97 101H96V96H95V98H93V92H92V95L90 94V91H87L88 89H91V88H93L94 86L92 85L93 83L91 82V85L93 86V87H90V88H87V90H85V92H79L78 94H77V92L75 93V91H74V89L73 88H75V85L77 84V85H81V86H85L86 85V83L83 81V76H82V74H84V71L85 70H90V72H92L91 71V69H93V67H95L94 69L96 70V73L94 74L93 72H95L94 71V69H93V72L92 73H90V72H88L87 71V73L85 72V74H90V75H93L95 78H97V77H100L101 78V80H103V81H100L99 82V84H102V83H106L105 85H101V87L99 88L98 87V90H99V94L101 93V98H102V96L103 95H105V98H104V100H106V98H107V100L108 101H104L103 100V98L101 99V100H103L104 101V103H106L107 105H106V107L108 108H106V110L104 109V110H101V109H103V108H101L102 106V104H100V105H98V106H100L99 108H98V106H97V110H98V112L96 113L95 112V110L94 111H90V112H88L87 114H88V116L86 115V114H83V116L84 117H86V119H84V117L82 116V115H80V116H82L83 117V120L80 118V116L78 117V120H80V122L78 123L77 122V120L76 121H74L71 125H69L70 126V129H71V126H75V124L76 125H78L77 127L75 126V127H72V129H71V131H69L67 128H64L63 130H64V133L63 132H60V134H59V136L61 135V134H63V137H60V138H57V140H61L62 142H63V146H65L66 144L68 145V143L70 142H72L71 140H73V139H75L74 141L75 142H77L78 144V146L77 145H75V143H73V144H71L70 145V143H69V145L68 146H70L71 148L73 147V145H74V147H76V148H82V149H84L83 147L84 146H87L88 148L90 147V145H91V151L90 150H88V151H90V153L92 154V151L94 152V149H95V145H96V142H98V144H100V146L98 145L97 147L99 148V152H101L102 151V148H103V151L101 152V155L98 153L97 155H100V156H98V157H104L105 158V156L107 155V152H106V155H104V153H105V148L107 147V146H109V145H111V140H112V135H113V138L115 139V141L114 142H119V143H117L118 145H120L121 147L119 148H117V150H118V153L117 154H119V155H117V161H118V163H120V161H123L124 160V162H122L123 164H127L128 162V160L127 159H130L131 161H129V162H134V161H136L135 159H137V161L136 162H138V161H140V158H139V156L141 157L143 154H145V152L147 151V149L149 150V149H153L152 147V145H151V143L154 145V141H156V145L154 146V148H163V147H165V146H168V145H166V144H170V145H172L171 144V142L170 141H172L173 139V135H175V131H173L174 129H176V127L174 126V123L176 124V121H177V123H178V120L177 119H179V117H180V114L177 112V111H175L174 113H176V115L173 113V111L171 110V109H173V106L170 108V107H168V108H170V111L167 109V107H164L165 109H163L162 107H160V105H162L161 104V100L162 99H164V98H166L165 97V94H167V96H169V95H171L170 93H173L172 94V96H174V97H176L175 96V93L177 94V93H179V92H181V90H180V86L182 85H177L178 83H177V81H178V79H181L182 77H184L185 75H183V74H186L184 71L185 70H187L188 68H186L185 66H182L181 67V65H182V63H181V61H183L182 59H186L187 60V65L189 66L190 65V60H189V58H186V57H182L181 58V56H183L184 54L182 53V52H184V51H182V47H181V52H180V59H178V58H175V57H177L178 56V54H179V52L177 53V51H178V49H177V46H179L180 47V45H179V41H178V39L181 37V36H183V35H186V36H189L190 35V33L192 34H194V32L196 33L194 36H191L190 35V37H194L193 39H194V41H196L195 43H196V45L195 46H197L196 47V50H197V52L200 54V56H201V58H203V60L206 62H204L205 64H204V66H207V67H212L213 68V70H211L210 71V69L208 70V68H207V70H206V72L207 73H209L207 76H213L212 78H214L213 80L214 81H212V78H211V80L209 79L210 77H208V79L210 80V81H212V85H211V83H210V86L208 87V85H209V80L207 79L206 80V83H207V87H206V85H205V89L207 88V89H209L210 87V95L212 96H209L207 93L209 92L207 89V91H205V89L204 88H202V89H200V91H195V90H199V88H201V87H203L204 86V84L203 83H205V81L203 82V78H205V76L206 75H204L205 74V72H203L204 71V66H202V65H200V64H198L199 66H202V68H199L198 67V65L197 64H194L195 66L194 67H192V69L191 68H189L191 71H189V69H188V71L189 72H191L190 74H189V72L187 73V76L186 77H188L189 79H190V77L194 74L193 73V71H194V69H195V75H197L196 74V71H198L197 73H198V75H197V77L196 78H198V76H200L199 74H201V75H204V76H202V78H200L199 79V81L197 80V82L196 83H198L199 85H201V86H198L197 84H195V85H193V87H191L192 86V84H194V82L192 83L191 81L193 80V77H194V75H193V77L191 78V80L189 81L188 80V78H187V81L185 80L184 81V78H182L183 79V82H184V84L186 83V82H190V83H192L191 84V86H189V88L191 87V89H189L188 87H186V88H188V90H184L185 89V86H184V84H183V86H184V88H183V86H182V89L184 90V92H183V90H182V92L181 93H179V95L182 97V99H184V97H183V94L184 95H186L187 93L186 92H188L189 91V93H191L192 91H193V89H194V86H196V88H195V90H194V92H195V94H197L198 93V95H192V96H194V98H196V101L198 102L197 104H199V101H202V97H203V95H204V98L205 97H209L208 98V100H207V98L205 99L206 100V102L204 101V99H203V101H204V103H203V101H202V103L200 102V104H199V106L197 105V107H201V104H202V107L201 108H198V111H197V114H196V116H199V117H201L200 118V120L198 119V118H195L196 120H199L202 124L201 125H203V126H201L200 125V123L198 124V121H197V123H193L192 124V121H193V117H192V121L189 119V117H184L183 116V118H181L182 117V114H181V119L179 120V121H181V122H179L178 124V126H177V129H176V132H177V138L179 137H181V135H182V133H180L181 135L180 136H178L179 135V133H178V127H180V129L181 128H183L182 130H184V132H185V129H184V127H187V126H189V132L187 131V129H188V127H187V129H186V131H187V133H190V130H193V131H191V133L193 134V133H195V134H197V136H202L203 138L204 137H206V135L207 134H203L204 132H207L208 133V136L206 137L207 138V140L206 141H202L203 140V138L202 139H200V137H199V141H202V143L203 142H205V145H207V146H209L210 144H212L213 146H214V143H215V147L217 146V147H221V148H224V150H225V155H226V159L228 160V158L227 157H230L229 159H231V156L232 155H230L231 154V151H232V149H233V143H232V141H230L231 140V137H230V135L233 133V131H234V129L236 130V131H241V118H243L242 117V112H243V106L244 105H241L242 104V102H243V99L245 100L246 98H251L250 100H252V97L254 96V95H256V94H260V96H262V98L261 99H264V50L263 51H261V53H260V50H246V49H244L243 51L241 50V53L238 51L240 48H238L237 50H236V48H233V49H235L237 52H234V50L232 49V48H229V47H227L225 50H224V52H223V49L221 50V49H219L218 50V48L217 47H213L214 45L213 44H210V42L208 43V45L207 46H209V47H211L212 46V48L213 49H211L210 48V51H209V53H208V50H207V52H206V48L207 47H202V46H205L204 44H207V39L210 37V39H211V35L212 34H214V33H212L211 34V32H213V31H215V32H217V31H221V32H218L217 33V35L215 36V37H213L214 35H212V39H214V38H218L219 37V35L220 36H222V35H224L225 36V31H228V34L230 33V31H229V29H228V27L227 26H231V24H230V22L229 21H231V17H232V20H233V16H236L237 14H238V16H236V17H240V15H239V12H240V10L242 9V7L241 6H243L242 4V0H24ZM44 2V3H43ZM8 5H7V4ZM4 4H6V5H4ZM8 6H9V8H8ZM6 7V8H5ZM180 7H184L183 9H184V11H182V12H180V11H178L179 9L181 10L182 8H180ZM27 8V7H26ZM177 8H179V9H177ZM241 8V9H240ZM5 9H7V10H5ZM25 9V8H24ZM35 9V10H34ZM36 9L37 10H39V11H41V15H40V17H38L37 15H38V13H37V11H36ZM177 9V10H176ZM182 9V10H183ZM17 10V11H16ZM22 10H23V17H22V19H21V14H20V16H18V14L20 13V12H22ZM28 10V9H27ZM33 10L35 11L34 12V14H33ZM178 11L177 12V14H179L178 15V17L180 16L181 18H182V14H184L185 13V11H186V13H185V15H189V16H191V19L192 20H194L193 18H194V16L196 17V14H197V17H196V19L194 20V22H196L197 21V18H199V17H205V18H203L204 19V21H203V25L201 24V26L199 27V20H201L200 18L198 19V22H196V24L195 23H193V21H192V23L193 24H189L188 22L190 21L189 20V18L188 17H186L185 15H184V17L185 18H187V21H185L186 19L184 18V23H182L181 22V18L179 17V21H176V23L177 22H181L182 23V25L184 24H186V25H188L189 24V26H188V28H186V26H184L183 25V27H182V25H180V27H177V26H175V25H177L175 22L174 23H172L173 22V20H174V12H176V11ZM13 11V12H12ZM6 12V13H5ZM24 12H26L27 14L25 15V13ZM29 12V13H28ZM42 12H44L43 14L44 15H46V16H44L43 14H42ZM184 12V13H183ZM33 14V15H32ZM40 14V13H39ZM236 14V15H235ZM28 15V16H27ZM193 15V16H192ZM30 16V17H29ZM37 16V20H40V21H35V17ZM199 16V17H198ZM13 17V16H12ZM32 17V18H31ZM175 17H177V15L175 16ZM193 17V18H192ZM209 17H213V18H210V21L212 22H209L208 24H205L204 22H208L209 20ZM40 18V19H39ZM44 18V19H43ZM171 18H173V20H172V22H171ZM206 18H208L207 20H205ZM4 19V20H3ZM54 19H56L58 22H61V24H58V26L60 27L59 29H57V27L58 26H56L55 27V25H56V22L57 21H55ZM170 19V20H169ZM177 18H175V20H176ZM21 20H23V22H25V24H24V27L22 26L21 27ZM26 20V21H25ZM33 20V21H32ZM46 22H45V21ZM55 22H54V21ZM163 20H167V24H168V22H170V24H171V26H170V28L172 27V24H175V25H173V28H171V29H175L176 30V33H174L173 32V30L171 31V32H169L170 30L168 29V27H167V24H166V27H167V30L168 31H166L165 29H163L164 28V26H162V24H164V23H162L161 21H163ZM227 20V21H226ZM4 21V22H3ZM15 21V22H14ZM18 21H19V23H18ZM28 21V22H27ZM53 21V22H52ZM69 21V24H68V26L71 28V24H72V28L71 29H73L74 31H76L77 29L79 30V34H77V31L76 32H74L73 34L74 35H76L78 38H79V35H80V31H81V28L82 29H84V28H86V27H88V28H86V30H87V32H86V30H85V32H86V34L88 35L89 34V36H86L85 34H83V31H81L82 32V37L80 36V38H79V40L78 39H76V40H78V43L76 42V40H75V38H76V36H75V38L73 39V34H72V32H70L69 33V31L70 30H68L69 29V27H65V25L67 24V22ZM81 21V24L83 25V26H78L77 27V24L79 23ZM38 22H40L41 24H38V25H40V27L41 26H43L45 29L43 30V28L41 27V29H39V27L38 26H36L37 28H35V26H34V24L35 25H37V23ZM78 22V23H77ZM151 22H158L157 23V26L154 24V27L156 26V28H157V34H156V32H153L152 30H154V27H153V25L151 26V29H150V23ZM161 22V23H160ZM164 22V21H163ZM166 22V21H165ZM3 23H4V25H3ZM26 23H30V30H32L33 28H35V29H37L36 31L37 32H35V34H37V33H39V36H38V34H37V36H38V38L40 39H38L37 37V39L39 40H35V42H39L38 44H36V46H38L39 48H37V47H35V48H37L36 50L39 52V54L41 53L42 54V56H43V58H42V56L41 55H38V52H36L35 50V52L33 51V48H34V46H35V44H33V45H30L32 42H34V38H28V39H31V40H33V41H30L31 43L29 44L28 43V45H30V48L28 47V46H25L24 45V43L25 42H27L26 40H25V42L23 41V46L21 47L22 48V50H21V48L20 47H17L18 46V44H17V42L16 43H12V41H14V36L16 37V41L19 39L18 37H22L23 38V40H24V37L22 36V35H20V34H23V32L21 33V32H19V31H22V30H24V29H26V27L27 26H25V25H27ZM46 23V24H45ZM64 23V24H63ZM77 23V24H76ZM120 23V24H119ZM188 23V24H187ZM197 23H198V25H197ZM200 23H202V20L200 21ZM232 23V22H231ZM44 24V25H43ZM80 24V23H79ZM84 24H87V26L86 25H84ZM117 24H118V27H117ZM152 24V23H151ZM161 24V25H160ZM180 24V23H179ZM210 24V25H209ZM227 24H229V25H227ZM7 25H8V27H7ZM14 26L13 28H18V32H19V34H18V32H15V29H13L11 26ZM23 25V24H22ZM32 25L34 26V27H32ZM46 25V26H45ZM51 25H54V27L53 26H51ZM97 25V26H96ZM99 25V26H98ZM159 25V26H158ZM193 25H195V26H193ZM217 26L216 28L214 27V26ZM5 26V27H4ZM11 28H10V27ZM28 26H29V24H28ZM86 26V27H85ZM120 26V27H119ZM163 28H162V27ZM192 26H193V28H192ZM202 26H205V27H207V29H210L211 27L214 29V30H208L209 32H210V34H209V32L207 33V29L206 28H202ZM209 26H211L210 28H208ZM220 26V27H219ZM3 27H4V29L6 30L7 28L10 30H8L7 29V36H6V38L4 37L5 36V30L3 29ZM52 27V28H51ZM62 27V28H61ZM79 27H81V28H79ZM123 27V28H122ZM177 27V28H176ZM182 27V28H181ZM186 29H185V28ZM21 28V30H19ZM23 28V29H22ZM28 28V27H27ZM119 29V30H117V29ZM155 28V29H156ZM179 28V29H178ZM225 28V29H224ZM52 29V32H51V34H52V37L50 36L51 34H50V30ZM61 29V30H60ZM64 29L65 30H68V31H64ZM121 29H123V30H121ZM163 29V30H162ZM181 29V30H180ZM218 29V30H217ZM13 30V31H12ZM28 30H29V28H28ZM55 30H57L56 32H54ZM60 30V31H59ZM174 30V31H175ZM185 30V31H184ZM201 30H204V32H206L207 33V35H209V37L207 36V35H205V33L203 34V35H205V37H207L206 39L203 37V36H201V34H202V31ZM206 30V31H205ZM5 31V32H4ZM25 32L24 33H26V30H24ZM32 31H34V30H32ZM46 31V32H45ZM72 31V30H71ZM116 31H118V32H116ZM155 31V30H154ZM181 31V32H180ZM187 31L189 32L190 31V33L188 34L187 33ZM197 31V32H196ZM2 32H3V34H2ZM54 32V33H53ZM57 32L59 33V35L57 34ZM63 34H62V33ZM65 32V33H64ZM68 32V33H67ZM147 32V33H146ZM151 32V35H153V37L154 36H156L155 38H149V37H151L150 35H149V33ZM153 32V33H152ZM167 32V33H166ZM201 33L200 34V36H199V34L198 33ZM29 33V32H28ZM28 33H26V34H28ZM31 33V32H30ZM32 33H34V32H32ZM30 34V35H32V36H34L35 34ZM45 34V35H42V34ZM47 33V34H46ZM161 33V34H160ZM171 33H174L173 35L171 34ZM179 33H182L183 35H179V36H177ZM227 33V32H226ZM41 34V35H40ZM55 34H57L58 35V39H55ZM65 34H66V36H67V38H66V36H65ZM133 34H134V36H135V34L136 35H140V37H138L137 36V42H136V40H134V38L136 37H134V38H132V36H133ZM146 34H148V36L146 35ZM164 35V37L166 38V39H168V42H167V40L165 39V41L164 42H167L166 44L169 46V44H170V46H172V47H170L169 46V49H166L167 48V45L164 43V42H161L160 44H159V39H161V41H163L164 40V38H163V35ZM166 34H167V37H166ZM176 34V35H175ZM219 34V35H218ZM228 34H226V35H228ZM24 35V34H23ZM29 35V34H28ZM54 35V36H53ZM62 35V36H61ZM83 35H85L86 36V38H89L90 39V37L93 39V40H91L90 39V41H92V45H90L88 42H90V41H87V39L86 38H84L83 37ZM117 35H120L121 37H123L122 35H124V38H125V41H122L123 39H121V41L122 42H120L118 39H120L119 37H118V39H117V41H118V43L120 42L121 43V46H122V48L120 49V51H121V56H120V54L118 55V54H115V53H113L111 50L112 49H114L113 48V46L115 45L116 46V44L115 43H113V44H111V47H110V40H112L115 36L117 37ZM131 35V37L129 38V36ZM158 35V36H157ZM172 35V36H171ZM50 36V37H49ZM143 36V37H142ZM27 37L28 36H26L25 35V39H27ZM42 37H45L44 39L42 38ZM61 37H63L64 39H63V42H62V38ZM144 37H145V39H144ZM148 37V38H147ZM161 37V38H160ZM170 37L171 38H174V40L173 39H170ZM203 37V38H202ZM3 38V39H2ZM9 38L10 39H12L11 41L9 40ZM53 38V40H54V42L51 40V39ZM83 38H84V40L86 39V41H87V45L90 47L91 46V48H89L87 45H86V42H85V45L87 46H85L84 45V43H83V45L85 46H83V47H81V41H83L84 42V40H83ZM139 38V39H138ZM201 38L202 39H204V40H206V41H204V40H201ZM9 40V42H11V44L12 45H10V43L7 41V40ZM27 39V40H28ZM51 41H50V40ZM60 39V40H59ZM66 39V40H65ZM71 39V40H70ZM116 39V38H115ZM126 39H127V41H126ZM169 39H170V41H172V42H170L169 41ZM211 39V40H212ZM19 40H22V39H19ZM43 40V41H42ZM57 40V41H56ZM68 40V41H67ZM81 40V41H80ZM132 40H134L136 43H134V41H132ZM142 40H145V42L144 41H142ZM151 40H153V42L155 41V43H153L154 45L153 46H156V47H154L155 49H153L154 51V53L153 54H151L150 52H148V53H145L146 52V50L148 49L149 51L150 50H152V49H150V46H148V44L151 42ZM211 40H209V41H211ZM65 41H67V44H68V46L66 45V44H64L65 43ZM70 41H72V43H71V45H70ZM81 43H80V42ZM94 41H96V42H94ZM97 41H99V44H100V42H101V50H99V56L101 57V59H102V55H101V52L103 53H105V52H107L106 54H107V57L109 58V60H111V61H109L110 63H109V65H108V62H107V68H109V69H107L106 67H103L102 65L104 64H102V62H101V64L99 63V62H97L96 60H98L100 57L99 56H97L98 55V53H97V51H98V49L100 48L99 46L97 47V45H99L98 44V42ZM103 41L104 42H107L108 44H106V43H103ZM117 41H115V42H117ZM177 41H178V44H172L173 42H175V43H177ZM203 41V42H202ZM15 42V41H14ZM20 42V41H19ZM43 42H44V44L45 45H43ZM60 42H62V43H60ZM132 42V43H131ZM149 42V43H148ZM212 43H213V41H211ZM51 43H56L55 44V46L54 45H52L53 46V48H51L50 47V45H51ZM59 43H60V45H61V47L62 48H60V45H59ZM75 43V44H74ZM91 43V42H90ZM95 43H97L96 44V49L94 50V46H93V44L95 45ZM119 43V44H120ZM129 43V45H127ZM143 43H145V44H143ZM165 45H164V44ZM48 44H50V45H48ZM102 44H104V45H102ZM151 44H152V42H151ZM150 44V45H151ZM181 44V43H180ZM201 44H203L202 46H201ZM10 45V46H9ZM13 45L16 47V49H14L13 48ZM21 45V44H20ZM41 45H43L44 47H41ZM58 47H57V46ZM78 45H79V47H78ZM107 46V47H110L111 49H109V48H107V47H105V48H107L108 50H106L105 48H103V46ZM126 45H127V47H126ZM141 45H142V47H141ZM159 45H160V49H159ZM1 46H3L2 48L3 49H1ZM65 46V47H64ZM70 46H71V48H70ZM73 46H75V47H73ZM119 46V45H118ZM130 46H132V47H130ZM182 46V45H181ZM28 47V49H30L31 50V52L30 51H28L26 48ZM48 47H50L49 48V50H48ZM54 47H56V48H54ZM72 47H73V49H72ZM92 47H94L93 48V50L95 51V54H93L92 53V55H91V58H93L92 56L93 55H96L97 56V58L98 59H96V57L95 58H93L92 59V61H90V65H91V67L92 68H89V63L87 62L88 61V59L90 58V57H88V56H85V57H87V58H83V60H82V57H83V55H88V53H91L93 50H92ZM117 47V46H116ZM125 47H126V49H125ZM132 48L133 50H135V52L134 53H132V52H130L131 50H127V48ZM136 47H138V48H136ZM162 47V48H161ZM178 47V48H179ZM208 47V48H209ZM34 48V49H35ZM41 48H43V49H41ZM60 49V51L62 50V52H58L59 51V49ZM65 48V49H64ZM68 48V49H67ZM76 48H77V50H76ZM82 48V51L84 50L85 52H83L82 53V51H80V49ZM84 48H89V51L90 52H88L87 51V49H84ZM102 48L104 49V51H102ZM128 48V49H129ZM153 48V47H152ZM174 48H176L177 50L175 51L174 50ZM200 48H201V51H202V49L204 48V50L203 51H205L204 53H203V51H202V53H200ZM207 48V49H208ZM24 49V50H23ZM40 49V50H39ZM54 51H52V50ZM119 49H114V50H116V51H118ZM122 49L124 50V53H122ZM144 49V50H143ZM158 50V52H157V50ZM164 49H166V52H165V55H164V52H162V51H164ZM173 49V50H172ZM227 49H228V51H227ZM242 49V48H241ZM9 50V51H8ZM43 50V51H42ZM55 50H57V51H55ZM65 50H66V52H65ZM70 51V53H76V54H78V52L80 51V53H82V54H78V57L76 58V60H78L77 62H79V64L78 63H76V60L75 59H72V55L69 53L68 54V51ZM71 50H73V51H71ZM74 50H76V51H74ZM79 50V51H78ZM92 50V51H91ZM110 50V51H109ZM113 50V51H114ZM170 50L171 51H174V52H170ZM216 50H218L219 51V53L218 52H216ZM232 50H233V53H232ZM50 51H52V53L54 54H52L51 56H52V58L54 59V63H53V60H51V65H49V63H50V61L48 60V59H51V58H49V55L51 54V52ZM86 51L88 52V53H86ZM119 51V52H120ZM141 51V52H140ZM162 52V53H160V52ZM179 51H180V48H179ZM226 51L227 52H230V53H226ZM248 51V52H247ZM252 51H254L255 53H253ZM257 51V52H256ZM259 51V52H258ZM43 52V53H42ZM115 52V51H114ZM118 52V53H119ZM126 52H128V53H126ZM152 52V51H151ZM215 52V53H214ZM222 54H221V53ZM239 52V53H238ZM250 52V53H249ZM252 52V53H251ZM6 53V54H7ZM25 53H23V54H25ZM35 53V57H37V58H35L34 59V56L32 55V54H34ZM37 53V54H36ZM55 53H57V55H55ZM97 53V54H96ZM111 53H112V55H114V56H110L111 55ZM117 53V52H116ZM125 53H126V55H125ZM167 53V54H166ZM171 53V54H170ZM181 53L183 54V55H181ZM185 53V52H184ZM205 53H206V56H207V58H206V56H205ZM61 54V55H60ZM66 54V55H65ZM129 54V55H128ZM157 54H159V55H161V57H162V55H164L162 58L161 57H159ZM175 54L177 55V56H175ZM208 54V55H207ZM214 54V55H213ZM217 54V55H216ZM19 55V56H18ZM68 55H70L69 57L70 58H68L67 59V57H68ZM81 55H82V57H81ZM89 55V56H90ZM124 55H125V57H124ZM130 55H132V56H130ZM134 55V56H133ZM157 55V56H156ZM171 55V56H170ZM173 55V56H172ZM41 56V57H40ZM63 56V57H62ZM103 56H105V54L103 55ZM137 56V57H136ZM143 58H142V57ZM147 56H149L148 58H146ZM175 56V57H174ZM16 57V58H15ZM22 57H23V59H22ZM58 57H59V59H58ZM65 58V59H62V58ZM114 57V58H113ZM115 57H117V59H115ZM141 57V58H140ZM171 57H173V58H175V60L177 59V61L179 62V60H181L179 63H181V65L179 64V67H177V65L178 64H176V62H174V59L173 58H171ZM213 57H214V61L212 60L213 59ZM29 58V59H28ZM79 58H81V60H79ZM104 58V57H103ZM120 58V59H119ZM123 58V59H122ZM133 58H135V59H133ZM166 58V59H165ZM42 59V61H40L39 62V60H41ZM46 59V60H45ZM56 59H58V61L56 60ZM62 59V60H61ZM85 59H87V60H85ZM99 60V61H102V60ZM106 59V58H105ZM112 59H115L116 61H114V60H112ZM32 60H35V61H32ZM70 60H71V62H70ZM72 60H73V63H72ZM74 60H75V63H74ZM84 60L86 61V63L89 65V66H87L86 67V63L84 62ZM95 62H94V61ZM108 60V59H107ZM106 60V61H107ZM120 60V61H119ZM130 60V62H128V63H126L127 61H129ZM133 60V61H132ZM137 60V61H136ZM186 60L185 61H183V63L184 62H186ZM213 62H212V61ZM48 61H49V63H48ZM56 61H57V64H58V66L57 65H55L56 64ZM65 61V62H64ZM81 61V62H80ZM83 61V62H82ZM105 61V60H104ZM103 61V62H104ZM106 61H105V63H106ZM68 62V63H67ZM92 62H94L93 64H92ZM112 62V63H111ZM120 62V63H119ZM131 62H133V64H134V66H136L135 67V69H134V71H132V69H133V66H132V69L130 68L131 67ZM208 62H209V64L210 65H207L208 64ZM13 63H14V60L13 61H10L9 62V67H8V72H10V67L12 66V69H14V66L16 65V64H14V66H13ZM36 63V64H37ZM55 65V66H53V64ZM80 63H82L81 65H82V67H80V68H82V69H80L79 67H77V68H79L80 70H78V72L79 71H81V70H84L83 71V73H79L80 75H81V79H82V81H80V83H79V81H78V79L80 80V75L78 76L77 74H78V72L75 70L76 69V67L75 66H73L72 64H77V65H79L80 66ZM117 63V64H116ZM119 63V64H118ZM125 63V64H124ZM174 63V64H173ZM11 64V65H10ZM45 64V65H44ZM60 64H61V66H60ZM64 64V65H63ZM67 64V65H66ZM96 64V65H95ZM98 64V65H97ZM136 64H138V65H136ZM169 64H170V66H169ZM176 64V65H175ZM52 68V70L50 69V67ZM72 65V66H71ZM83 65H85V67L83 66ZM118 65H120V66H118ZM122 65V66H121ZM125 65V66H124ZM213 65V66H212ZM49 67V69H50V72H49V74H48V77H47V71L49 70L48 69V67ZM53 66V67H52ZM64 66V67H63ZM97 66H99V67H97ZM111 66V67H110ZM129 66V67H128ZM166 66H169V70L170 69H172L171 67L173 66L175 69H178V68H180V70H181V72H182V69H184V71L182 72V74H181V77H180V73L181 72H179V74H178V70H176L175 71V69H173L174 71H175V73H177L179 76H176V78L174 77L175 75V73L173 72V70L171 71L172 73H174V74H171V75H173V77H174V79H176L175 81L174 80H172L173 79V77H171L170 76V78L169 79H167V78H164V77H167V76H169L170 75V71H168L167 72V67ZM177 68H176V67ZM191 66V65H190ZM59 67H60V70H59ZM76 71H73V73L72 74H70V71H72V68ZM114 67V68H113ZM121 67V68H120ZM126 67V68H125ZM138 67V68H137ZM164 67H165V69H164ZM186 69H185V68ZM54 68H56V70H57V72H56V70L54 71ZM67 68V69H66ZM84 68V69H83ZM86 68H88V69H86ZM97 68H99V69H97ZM100 68H103L104 70H105V72H104V70L101 72V70H100ZM112 68V69H111ZM117 68V69H116ZM127 70V71H125V69ZM194 68V69H193ZM199 68V69H198ZM11 69V70H12ZM64 69V70H63ZM65 69H66V71H65ZM69 69V71H67ZM71 69V70H70ZM122 69H124V72H122L123 70ZM97 70H98V72L100 71L101 73H99L98 74V72H97ZM117 70V71H116ZM122 70V71H121ZM129 70V71H128ZM179 70V71H180ZM200 70V71H199ZM33 71V72H32ZM37 71V72H36ZM65 71V72H64ZM107 71V72H106ZM109 71V72H108ZM132 71V72H131ZM7 72V73H8ZM20 72V71H19ZM127 72V73H126ZM168 73V75L166 76V74ZM214 73V74H210V73ZM12 73H14V70L13 71H11V73H8V74H12ZM31 73H29V75L27 76L26 75V77H25V81H26V84L27 85H29V86H31V80H33V79H31L32 78V74ZM37 73V74H36ZM55 73H57L56 75H55ZM63 73V74H62ZM74 73L77 75H74ZM111 73V74H110ZM166 73V74H165ZM193 73V74H192ZM206 73V74H207ZM41 76H39V75ZM84 74V75H85ZM108 74V75H107ZM122 74V75H121ZM189 74V75H188ZM38 75V76H37ZM53 75H54V78H53ZM62 75L63 76H65V81H64V78L62 77ZM69 75H71L72 77H71V79L74 77H76L75 78V80L73 81V80H71V79H69L70 78V76ZM74 75V76H73ZM89 75V76H90ZM102 75V76H101ZM118 75V76H117ZM143 75V76H142ZM183 75V76H182ZM25 76V75H24ZM46 76V77H45ZM50 76H52V77H50ZM57 76V77H56ZM116 76V77H115ZM160 76H162V78H164L165 80V83H164V87H165V91L167 90L168 92H162L163 91V89H161V87L162 88H164L163 86H162V84L159 82V83H157L159 80H162V78L160 77ZM190 76V77H189ZM206 76V77H207ZM12 77V76H11ZM29 79H28V78ZM77 77H79V78H77ZM104 77V78H103ZM120 77V78H119ZM123 77H125L124 79L125 80H123ZM159 77H160V79H159ZM178 77H180V78H178ZM201 77V76H200ZM27 78V79H26ZM46 78V79H45ZM47 78H48V80H47ZM56 78H59V79H56ZM61 78V79H60ZM105 78H107V79H105ZM111 78L113 79V80H111ZM129 78H131V79H129ZM178 78V79H177ZM50 79H51V81H50ZM71 80V81H73V83L72 82H70L69 83V80ZM167 79V80H166ZM195 79V78H194ZM201 79H203L202 81H200ZM30 81L29 83H27L28 81ZM37 80V81H36ZM45 80H46V82H48V83H46L47 85H45ZM55 81V85L53 84L54 82H52V81ZM58 80V81H57ZM62 80V81H61ZM110 80V81H109ZM158 80V81H157ZM25 81H24V83H25ZM57 81V82H56ZM64 81V82H63ZM124 81V82H123ZM168 81H170L171 83H169V85H176V88H175V86H171V88L173 89H175V91H177V90H179V92L177 91V92H174L173 90H170L169 88H170V86L168 87L167 85H165L166 83ZM180 81H182V80H180ZM180 81H178V82H180ZM194 81H196V79L194 80ZM42 82V83H41ZM62 82V83H61ZM76 82H78V83H76ZM126 82V83H125ZM159 85L160 84V86L161 87H158L157 85H156V83ZM161 82H163V81H161ZM175 82V83H174ZM200 82V83H199ZM66 83V84H65ZM75 83V84H74ZM118 83V84H117ZM182 83V82H181ZM190 83H188L187 85H189ZM203 84V86H202V84ZM16 84V85H15ZM44 84V85H43ZM59 84V85H58ZM61 84V85H60ZM63 84V85H62ZM72 84H74V87H72ZM109 84H112V85H109ZM116 84V85H115ZM122 84H124V85H122ZM128 84V85H127ZM144 84H146V86H144ZM153 84H155L158 88L157 89H161V91L160 90H156L155 88L156 87H154L153 88ZM48 85H50V87L48 86ZM58 85V86H57ZM129 85H130V87H129ZM143 85V86H142ZM41 86V87H40ZM45 86V89L44 88H42V87H44ZM47 86V87H46ZM51 86H53L54 87V89L52 88L51 89ZM62 87L61 89L63 90V91H66L68 94L67 95H65V93L63 94V96H64V98L63 97H61L62 96V94H61V96H59V97H56V99L53 97L54 95L56 96V92L58 91V89L60 88V87ZM67 86H70V87H72V89H73V92H72V90H71V88L70 89H67ZM107 86H109V87H107ZM137 86V87H136ZM28 87V86H27ZM96 87V86H95ZM111 87H112V89H111ZM118 88V90H116L117 91V93H115V88ZM168 87V88H167ZM179 87V88H178ZM26 88V87H25ZM34 88V89H33ZM40 88H41V90H40ZM48 88V89H47ZM55 88L57 89V91L55 90ZM97 88V87H96ZM95 88V89H96ZM178 88V89H177ZM193 88V89H192ZM27 89V88H26ZM36 89V90H35ZM104 89V90H103ZM131 89V90H130ZM145 91V93H144V95H143V90ZM169 89V90H168ZM177 89V90H176ZM34 90V91H33ZM49 90V91H48ZM53 90H55L54 92H53ZM62 90H60L59 89V91L58 92H61ZM71 90V91H70ZM102 90V91H101ZM154 90V91H153ZM156 90V91H155ZM190 90H191V92H190ZM203 90L205 91V92H207L206 93V95H205V93L203 92ZM26 91V92H25ZM27 91H29V93L27 92ZM37 91V92H36ZM41 91V92H40ZM42 91H43V93H44V96H43V93H42ZM47 91V92H46ZM121 91V92H120ZM123 91H128V92H125V94H124V92ZM132 91V92H131ZM133 91H134V93H133ZM142 92L141 94L143 95V96H145L146 95V97L147 96H154V98H155V95L157 96V95H161L162 93H163V95H162V97L160 96V97H157V99H158V102H157V99H156V101L155 102H157L156 103V105L157 106H159L158 108H159V110L160 111H158V108H157V111L158 112H155V114H153V117H154V119H156L155 117H157V119L155 120V123L156 124H154L153 122V118H151V122L153 123H151L152 124V126L153 125H158V126H156L157 127V129H155V130H157V136L156 135H154V136H152L154 133L153 132H155V134H156V131L155 130H151V128H156V127H152V126H149V128H150V130L151 131H149L152 135V139H151V136H150V134L149 135H147L146 136V130L143 132V131H141L142 129L141 128H143V127H141V128H139V126H137V125H139V124H137L136 123V121H133V122H135L134 123V127H133V122H131V120H132V118L133 119H136V120H138V118H141V120H143V118L142 117H140L139 115H143V117H144V120H143V122H144V125H145V128L146 127H148V125L150 124V121H149V119L148 120H146L148 117H149V114H147L146 112H148L147 110L149 109V108H152V105H153V108L154 109H156V107L157 106H155V104H151V99H150V97H148V98H146V97H144L145 98V101H142L141 99V102H140V104H142L141 106H140V104H138V107H137V102H136V100L138 99L139 100V98H137V99H134V98H136V97H138L139 95H141L140 94V92ZM148 91H149V93H148ZM156 92L155 93V95H154V93L152 94V92ZM158 91L160 92L159 94H158ZM172 91V92H171ZM186 91V92H185ZM23 92V93H22ZM48 92H49V95H47L48 94ZM50 92H51V94H50ZM54 93V95H53V93ZM110 92V95H112V96H110L109 94H107V93H109ZM213 92H214V94H213ZM41 93V94H40ZM47 93V94H46ZM81 93H88L87 94V96L85 95V94H81ZM111 93H114V94H111ZM137 93H139V95L137 96ZM165 93V94H164ZM183 93V94H182ZM263 93V95H261ZM16 94V95H17ZM38 94H40V96H38ZM77 94V95H76ZM82 95V97H79L78 95ZM94 94H97V90L95 91V93ZM98 94V95H99ZM103 94V95H102ZM107 94V95H106ZM123 94V95H122ZM128 94V95H127ZM203 94V95H202ZM32 95H35V96H32ZM50 95L52 96V97H50ZM80 95V96H81ZM84 95L86 96V97H84ZM115 95V98L113 97ZM130 95V96H129ZM141 95V96H142ZM179 95H177V98H173L174 100H179V99H181L180 97H179ZM200 95H202V97L200 96ZM39 98H38V97ZM111 97V98H109L108 99V97ZM125 98H123V97ZM133 96V97H132ZM140 96V97H141ZM142 96V97H143ZM152 96V97H153ZM190 96H191V94H190ZM191 96V97H192ZM199 97L200 96V98H198L197 99V97ZM213 96H214V103L213 102H211L212 101V98H213ZM257 96V95H256ZM255 96V97H256ZM28 97V96H27ZM41 97V98H40ZM42 97L44 98V99H46V100H44L45 102H41V101H43L42 100ZM46 97V98H45ZM88 97H89V99H88ZM112 97L114 98L113 100H115V101H117L118 100V98H119V102L117 101L116 103L119 105V106H117V111H116V107H114L115 108V110H113L112 108H110L111 106H110V104H111V99H112ZM151 97V98H152ZM210 97H211V99H210ZM255 97H253L254 98V100L255 99H257L258 98V96L255 98ZM19 100H21V101H19ZM24 98V99H25ZM50 98H51V100H50ZM68 98V99H67ZM80 98H81V100H80ZM85 98V99H84ZM98 98V97H97ZM133 98V100H134V103L131 101V99ZM160 98V99H159ZM162 98V99H161ZM167 98H169L168 100H171V96L170 97H167ZM179 98V99H178ZM193 98V97H192ZM35 99V100H34ZM39 99H41V101L39 100ZM54 99H55V103H57V104H55L53 101H54ZM59 99V100H58ZM84 99V100H83ZM128 99V100H127ZM211 101H210V100ZM259 99V98H258ZM49 102H48V101ZM57 100V101H56ZM73 100V101H72ZM76 100V101H75ZM139 100V101H140ZM144 100V99H143ZM155 100V99H154ZM153 100V101H154ZM167 100V99H166ZM16 101V102H17ZM35 101L36 102H38V103H35ZM59 101V102H58ZM65 101V102H64ZM74 101H75V104H74ZM103 101H101V102H103ZM127 101V102H126ZM138 101V102H139ZM152 101V102H153ZM209 101H210V103H209ZM242 101V102H241ZM48 102V103H47ZM81 102V103H80ZM89 102V101H88ZM110 102V104L108 105V103ZM235 102V103H234ZM239 102V103H238ZM35 103V104H34ZM41 103H42V105H41ZM53 104V106H51L52 104ZM93 103V104H94ZM127 103V104H126ZM131 103H133V106H134V108L133 107H131L132 106V104ZM143 103H144V105H143ZM146 103V104H145ZM209 103V104H208ZM212 103V104H211ZM48 104H49V106H48ZM117 104H115V105H117ZM125 104V105H124ZM148 104L151 106V107H148ZM205 104H208V106H206ZM33 105H35V107L33 106ZM40 105L42 106V108L40 107ZM46 107H45V106ZM55 105V106H54ZM62 105V106H61ZM72 105V104H71ZM172 105V104H171ZM177 106V104L176 103H174V107H176ZM205 105V106H204ZM209 105H213V106H215V108H217L218 109V114H216L217 113V110H214L215 108L212 106V109H213V111H212V109H211V111H210V109H209V111H210V113L212 112V113H214L215 112V114H210V116H209V114H208V112L209 111H207V108H209ZM234 105V106H233ZM51 106V107H50ZM61 106V107H60ZM63 106H65V107H63ZM126 106V107H125ZM144 110L143 112L144 113H140L139 114V110L141 109L140 107ZM155 106V107H154ZM167 106H169V105H167ZM50 107V108H49ZM54 107V108H53ZM66 107H68L67 109H66ZM125 107V108H124ZM135 107H137V108H135ZM205 109H204V108ZM207 107V108H206ZM234 107V108H233ZM238 107V108H237ZM240 107V108H239ZM46 110H45V109ZM47 108H49V109H47ZM63 108H65L64 110H63ZM72 108H73V106H72ZM110 108V109H109ZM124 108V109H123ZM140 108V109H139ZM151 109L152 111L154 110V109ZM203 108V112H199L201 109ZM235 108H237V109H235ZM39 109V110H38ZM70 109V110H69ZM130 109V110H129ZM136 109H137V111H138V115L136 116V114H137V111H136ZM164 110V112H161V110ZM238 109H240V110H238ZM40 110H42V111H40ZM45 110V111H44ZM61 110H63V111H61ZM99 110H101L100 112H103L104 111V113L106 112V115L107 116H109L110 118H111V120L112 121H110V119L108 120L107 119V116L105 115H103V113H101L100 114V112H99ZM110 110L112 111V112H110ZM123 110H124V112L126 113L127 112V114H123ZM135 110V111H134ZM162 110V111H163ZM175 110V109H174ZM40 112L39 114H38V112ZM133 111V112H132ZM150 111V110H149ZM151 111V112H152ZM165 111H166V113H165ZM170 112V113H168V112ZM237 111H239L238 113H237ZM92 112V113H91ZM95 112V115L96 116H94V113ZM116 112V113H115ZM136 112V113H135ZM151 112H148V113H151ZM204 112H207V114H205ZM44 114V115H41V114ZM108 113H111V114H108ZM116 115H115V114ZM130 113L132 114V116L128 119L127 118V116H130ZM134 113H135V115H134ZM154 113V112H153ZM161 113H162V115H165V118H164V116H162V118L161 117H159L160 115H161ZM172 113H173V116H172ZM203 113V114H202ZM241 113V114H240ZM48 114V115H47ZM91 114L93 115V116H91ZM98 114H100V115H98ZM112 114H113V116H112ZM160 114V115H159ZM200 114L202 115V116H200ZM240 114V115H239ZM34 115H35V117H34ZM37 115V116H36ZM41 115V116H40ZM86 115V116H85ZM100 117H103V118H99L98 116ZM127 115V116H126ZM146 115H148V117L146 118ZM151 115V114H150ZM155 115V116H154ZM179 117H178V116ZM112 116V117H111ZM115 116V117H114ZM116 116H118V117H116ZM120 116V117H119ZM139 116V117H138ZM167 116V117H166ZM178 118H177V117ZM204 116V117H203ZM208 116H209V118H208ZM211 116H212V118H211ZM213 116H216V117H214V118H216L217 119V121L216 120H214V118H213ZM240 116V117H239ZM96 117H97V119H96ZM106 117V118H105ZM114 117V118H113ZM135 117H137V118H135ZM159 117V118H158ZM174 117H176V120L174 121L173 119H174ZM207 117V118H206ZM34 118V119H33ZM40 118V119H39ZM88 118V119H87ZM90 118H92V119H94V120H92L94 123H93V126H91L90 127V123H92V121H91V119ZM116 118H118L119 120H118V123H117V120H116ZM164 118V119H163ZM185 118H188L187 120H189L188 121V123H185V125H183L184 124V121L186 120ZM204 118L206 119L205 121L207 122L206 123V125H205V122H202V121H204ZM238 118H240V119H238ZM77 119V118H76ZM102 119V120H101ZM160 119L162 120V121H165V122H163V124L164 125H169L170 127H172V124H173V127H172V129L168 126V128H164V127H166V126H164V125H162V121H160ZM173 121H172V120ZM183 119H185V120H183ZM194 119V120H195ZM201 119H203L202 121H201ZM208 119V120H207ZM209 119H212L211 120V122H209V123H212V121H213V123H212V125H208L209 123H208V121H209ZM236 119V120H235ZM35 120V121H34ZM88 120V122H86ZM95 120H97L96 122H95ZM100 122H99V121ZM104 120V121H103ZM106 120V121H105ZM114 120H115V122H114ZM141 120H140V122H141ZM148 121V122H146V121ZM172 122H171V121ZM195 120V121H196ZM34 121V122H33ZM39 121V122H38ZM89 121H90V123H89ZM120 121V122H119ZM195 121H193V122H195ZM237 123H236V122ZM239 121V122H238ZM76 122V123H75ZM82 122V123H81ZM104 124H106V126H103L104 127V129H101V128H103L102 127V123ZM109 122H111V123H114V124H108ZM137 122H139V121H137ZM169 122H171V123H169ZM183 122V123H182ZM185 122H187V121H185ZM214 122H217V124H218V127H216L215 126V124L216 123H214ZM233 122H235L234 123V125H236V126H234V125H232L233 124ZM75 123V124H74ZM86 124V125H84V127H83V125L82 124ZM88 123V124H87ZM97 123H100L101 124V126L99 125L98 126V124ZM180 123H182V125L180 124ZM190 123V124H189ZM243 123V122H242ZM81 124V125H80ZM117 124H119L120 125V127H118L119 125H117ZM213 124H214V127H216V128H214L213 127ZM79 125H80V127H79ZM88 125H89V127H88ZM92 125V124H91ZM112 125V126H111ZM117 125V126H116ZM140 125H142V124H140ZM196 125V128L194 127ZM201 126V128H204L203 129V131L205 130V127L207 126H209V127H213V129L215 130V132H216V129H217V138H215V136H213L212 134L214 133V132H212L213 131V129H212V131H211V133L209 132V131H201V129L199 128V130H198V128H197V126L198 127H200ZM237 125H238V127H237ZM69 126H67V127H69ZM98 126V127H97ZM108 126V129L107 130H105V127H107ZM116 126V127H115ZM132 126V127H131ZM135 126H137V128L136 129H141L139 132H141V135H139L140 133L139 132H137V134H135L134 132L135 131H138V130H135ZM164 126V127H163ZM184 126V127H183ZM97 127L98 129H95V128ZM110 127H112V129H110ZM121 127H123V128H121ZM175 127V128H174ZM193 127H194V129H193ZM208 127V128H209ZM211 127V128H212ZM222 127V128H221ZM238 129H237V128ZM241 129H240V128ZM88 128H89V130H88ZM116 128V129H115ZM117 128L118 129H120V130H117ZM134 128V129H133ZM192 128V129H191ZM211 128H209L210 130H211ZM81 129H82V131H81ZM92 130V133H91V130ZM113 129H114V131L116 132V130H117V132L116 133H118L119 131H121L120 133H119V135H118V137L116 136V133L113 131ZM168 129V130H167ZM170 129V130H169ZM195 129H197V130H195ZM218 129H219V131L221 132L220 134H221V136H219L218 137V134H219V131H218ZM240 129V130H239ZM63 130H61V131H63ZM65 130H66V132H70L69 134H73L72 135V138H71V135L69 136V134L67 133V137H66V135H65ZM72 130H73V132H72ZM83 130L85 131H87V132H89V134H86L87 132H83ZM99 130V131H98ZM172 130V131H171ZM207 130V129H206ZM78 131V132H77ZM96 131H98V132H96ZM101 131H103L102 133H101ZM131 131H133V132H131ZM180 131V130H179ZM196 131H200V132H196ZM76 132H77V134H76ZM94 132V133H93ZM172 132V133H171ZM183 132V131H182ZM80 133H82V134H84L85 136H86V140H85V142L84 141H79L80 139L82 140L83 138H85L84 137V135L82 136V134L80 135ZM92 134V136L94 137H92L91 136V134ZM95 133H96V135H95ZM100 133H101V137H100ZM111 133V134H110ZM114 133H115V135H114ZM143 133V134H142ZM174 133V134H173ZM199 133H201V134H203V135H199ZM79 134V135H78ZM99 134V135H98ZM110 135L111 136V139L110 140H108V138H107V135ZM125 134V135H124ZM173 134V135H172ZM186 134V133H185ZM184 134V135H185ZM215 134V133H214ZM219 134V135H220ZM65 135V136H64ZM74 135H78L77 137L76 136H74ZM88 135H89V137H92V138H90L89 140H90V142L92 141V139L94 140V142L92 141V143H88L87 142V139L89 138L88 137ZM95 135V136H94ZM108 135V136H109ZM143 135H145V136H143ZM158 135H159V137H158ZM183 135V136H184ZM216 135V134H215ZM62 136V135H61ZM74 136V137H73ZM98 136V137H97ZM115 136V137H114ZM155 136L157 137V138H155ZM211 136V137H210ZM66 137V138H65ZM69 137L71 138V140L69 139ZM81 137H83V138H81ZM142 137H143V139H142ZM154 137V138H153ZM210 137V138H209ZM212 137L214 138V140H212ZM62 138V139H61ZM64 138V139H63ZM77 138H78V140H77ZM96 138H97V140H96ZM99 138H101L100 140H99ZM118 138H120V139H118V141H116ZM147 138H150L151 139V141H150V143L148 144L147 142V144H148V146L146 145V143H143L142 145L140 144L141 142H145V139H147ZM174 138H176V135H175V137ZM179 138L178 139H174L175 141L177 140V144H176V142H174V140L172 141L173 142V145H178V144H181V142L179 143L178 141H183V137H181V139L182 140H179ZM205 138V139H206ZM66 139V140H65ZM108 140L109 142H110V144L108 145V143L109 142H107V141H105V140ZM150 139H147V141L148 140H150ZM204 139V140H205ZM210 139V140H209ZM216 139V140H215ZM219 139V140H218ZM59 140V141H60ZM67 140H69V142H67ZM77 140V141H76ZM84 140V139H83ZM120 140V141H119ZM209 140V141H208ZM58 141V144H60L61 145V143ZM64 141L65 142H67V143H65L64 144ZM73 141V142H74ZM106 142V144H105V142L104 143H102L101 144V142ZM157 141H159V142H157ZM198 141V142H199ZM213 141H215L214 143H212ZM217 141H221V143L220 142H218V143H220V144H218L217 143ZM240 141H241V144H242V146H245V141H244V139H242V138H240ZM82 142H83V144L84 143H88V144H86V145H82ZM129 142H131V143H129ZM207 142H210V144L209 143H207ZM116 143H115V145H116ZM158 143H160V144H158ZM183 143V142H182ZM207 143V144H206ZM104 144V146H102ZM114 144V143H113ZM113 144L111 145L112 147H114L113 146ZM144 144L146 145L145 147L146 148H144V150H145V152H144V150L142 149V155H141V152L137 149L138 147L137 146H143L144 147ZM199 145H200V142L198 143ZM209 144V145H208ZM93 145V146H92ZM202 145H204V143L202 144ZM211 145V146H212ZM81 146H83V147H81ZM101 146H102V148H101ZM160 146V147H159ZM96 147V148H97ZM117 147V146H116ZM130 147L131 148H133L134 147V150H132V149H130ZM148 147V148H147ZM110 149V151L112 152V149H111V147H109ZM100 149H101V151H100ZM114 149V148H113ZM123 149H124V151H123ZM140 149V148H139ZM132 150V152H133V156H131V158H128L127 156L130 154V153H132V152H130ZM138 150L139 151V153H136V151ZM108 151V150H107ZM135 151V152H134ZM88 154V152H87V155L90 157L91 156V154ZM94 153H97V151L95 150V152ZM93 153V154H94ZM126 153L128 154V155H126ZM92 154V155H93ZM109 154V153H108ZM125 154V155H124ZM139 154V155H138ZM86 155V156H87ZM131 155V154H130ZM109 156V155H108ZM120 156H122L121 158H120ZM125 156H126V159H124L125 158ZM97 156H96V158H98ZM101 157V158H102ZM133 157V158H132ZM139 159H138V158ZM143 157V156H142ZM141 157V158H142ZM94 155L93 156H91L90 158H88V160H90V162H92V161H95L94 159ZM95 158V159H96ZM121 159V160H120ZM105 160H109V158H105ZM120 160V161H119ZM141 160H143V158L141 159ZM197 162H199V171H201L202 173H200V175L201 176H199V180H201V182L198 180V182H200V183H198L199 185L197 186V187H200V188H198V191H200V192H202L203 190H204V188L206 187V183L208 182V177H207V175L208 174H206L207 172H206V170H204L203 169V164H204V161H203V159H202V156H201V154L199 153V154H197ZM206 172H204V171ZM204 172V173H203ZM203 174V175H202ZM205 176H206V178H205ZM204 180H207V181H204ZM201 184V185H200ZM186 185V182L185 181H182L181 182V186H185ZM240 197H241V193H242V189H238L237 191H235ZM174 194H176V193H174ZM180 193H178V196L177 195H172L171 194V196H173V197H170V198H172L171 200H172V202H175L176 200L179 202V204L177 205V208H174V207H176V206H174V207H171L172 209H171V211H170V205L168 204V203H166V201L165 200H160V201H162V204L161 203H159L158 202V204H157V200H154L153 202H151V204H150V207L149 208H151V207H153V208H151V210L150 209H148V210H150L149 211V213H151V211L155 208V206L156 207H158L159 208V206H160V208L159 209H162L161 210V212H163V213H166V215H169V217L171 218V221L173 222V221H177L178 220V222L180 221H184L185 223L186 222H189V215L186 213V211H185V202H184V200H182L183 198H181L182 196H180L179 195ZM233 194H235V193H233L232 192V195ZM177 197V199L176 198H174V197ZM63 201L61 202L62 204H65V197H62L61 198ZM161 199H163V198H161ZM175 199V200H174ZM182 201H183V203H182ZM79 202V203H78ZM146 202V201H145ZM89 203V201L87 200V204ZM166 203V204H165ZM181 203V204H180ZM241 203H243L242 202V199L241 198H239L237 201H236V205H235V207H232V206H225L223 209H224V211H228V212H225V213H222L221 215H220V219H221V222H220V225H222L223 226V228L225 229L228 225V223H229V221L231 220V219H236V220H239V219H241L240 217V215H237V214H234V215H230V213H229V211L232 209V210H235V212H240L241 210ZM81 204V200H78L77 201V203H76V205H80ZM155 204V205H154ZM163 204H165V205H163ZM179 206H181V208L179 207ZM161 207H163V208H161ZM182 207H183V209H182ZM239 207V208H238ZM136 208L138 209L139 207L137 206V207H135V208H133L132 209V211L130 212V215L127 217L128 219H129V224H127V222H126V220H124V218H122V219H120L119 220V223H118V227H117V230H116V225L114 226V230H115V236H117V237H119L118 239L117 238H115L116 240H115V244H116V248L118 249V252L121 254L122 252H123V254H124V256L126 255V254H135V255H137V256H139V252L141 251V255L140 256H144V254L145 255H147L146 253H144L143 254V252L145 251V252H147L148 253V249L151 251V248L153 249L154 247H153V244H154V240L155 241H157L158 240V242L159 243H157V242H155V243H157L156 245H155V247L156 246H158V247H156V249H158L157 250V253L159 252L160 253V251L162 252V250L164 249V246H165V249L167 248V250H165L163 253L166 255L167 253H166V251L168 252V254H167V258L169 259V261L171 262V264H173V261L174 262H176V261H178L181 257V248H182V246H189V245H191V243H192V235H193V233H194V230L192 231V228L190 229L189 227H186V230H188V228H189V230H188V232H190V230L192 231V232H190V233H188V232H186L185 231V228L183 229V231H185L184 232V235L182 234L183 233V231H182V227L181 226H178V227H176V226H174V227H171L172 228V230H171V228H169L170 229V231L171 232H168V231H166V232H168L167 233V235L165 234V230H167L165 227H160L161 228V230H157V229H159V228H156L155 229V231H156V234H160V236L158 237V239H156L155 238V236L157 237L158 235H156L155 234V231H154V229H152V228H150V227H148L147 225H146V218H147V212H148V210H145V212H144V210L142 209V211H143V213H142V211H140V208H139V210H136ZM168 209V210H167ZM177 210H178V212H177ZM140 211V212H139ZM174 211H176L175 213H174ZM181 211H182V213H181ZM138 212V214L137 215H139L140 213L142 214H140L139 215V217H138V220H137V216L135 217L134 215L136 214V213ZM171 212H172V214H171ZM181 214V215H180ZM186 214V215H185ZM175 215H177L176 217H175ZM184 215H185V217H187V218H184ZM223 215V216H222ZM134 216V217H133ZM216 216H218L219 217V215H216ZM142 217V218H141ZM172 217H173V219H172ZM175 217V218H174ZM136 218V220H134ZM225 218H226V220H225ZM141 219V220H140ZM185 219V220H184ZM226 222H225V221ZM134 221V222H133ZM136 221H138L139 222V224H137L138 222H136ZM122 222V223H121ZM143 222V223H142ZM121 223V224H120ZM119 224H120V226H119ZM238 225H240V226H242L244 223L243 222H238L237 223ZM136 225V226H135ZM126 227V228H125ZM136 227V228H135ZM137 227H139V229L137 228ZM123 228V229H122ZM176 230H175V229ZM145 229H147V230H145ZM125 230V232L122 234L121 232H123ZM131 230H132V232L134 233L133 234V236L131 235L132 234V232H131ZM137 232H136V231ZM181 230V231H180ZM127 231V232H126ZM139 231V232H138ZM143 231V232H142ZM147 231V232H146ZM160 231H162L163 232V234H162V232L160 233ZM176 231V232H175ZM180 231V232H179ZM119 234H118V233ZM159 232V233H158ZM136 233L138 234V235H136ZM175 233H178L177 235H175ZM189 235H188V234ZM118 234V235H117ZM121 234H122V237H121ZM125 234V236H123ZM152 234H155V236H152ZM187 234V235H186ZM144 235V236H143ZM182 235L184 236L183 238L184 239H181L182 238ZM185 235L187 236V239L185 238ZM127 236V237H126ZM148 236H151L150 238L148 237ZM163 236V241H160V240H162L161 239V237ZM170 236H173L172 237V239H170L169 237ZM176 236V237H175ZM191 236V238L189 239L188 237H190ZM133 237V238H132ZM154 237V238H153ZM167 237V238H166ZM178 237H179V239H178ZM121 238H123V239H125V242L124 243H126L125 245L121 242V241H124L123 239L121 240ZM146 238V239H145ZM120 239V240H119ZM136 239V240H135ZM150 240H151V242H150ZM169 240H171V246H170V244H169ZM186 241L185 243H184V241ZM143 241L145 242V241H147V243L145 242V244L143 243ZM184 243V245L182 244V242ZM189 241L191 242L190 244H189ZM117 242V243H116ZM161 242H163V243H161ZM166 242H168V245H164V243H166ZM177 242V243H176ZM120 243H122V245L120 244ZM132 243H134L133 245H132ZM152 243V244H151ZM176 243V244H175ZM167 244V243H166ZM177 244H178V247H177ZM131 245H132V247H131ZM135 245V246H134ZM142 245H144V248H143V246ZM124 246V247H123ZM150 246V247H149ZM123 247V249L125 250V247H127V249L125 250V251H122L121 250V248ZM135 247H137V249H139V250H134L135 249ZM147 247V249L145 250V248ZM173 248V249H172ZM179 248V249H178ZM143 249H144V251H143ZM155 249V250H156ZM161 249V250H160ZM174 249H175V253H174ZM170 250L171 251H173V252H170ZM120 251H122V252H120ZM134 251H135V253H134ZM170 253H171V255H173V258H172V256L170 255ZM122 254V255H123ZM176 255V256H175ZM180 255V256H179ZM175 258V259H174Z\"/></svg>", "mask_w": 264, "mask_h": 264}]
</instances>
